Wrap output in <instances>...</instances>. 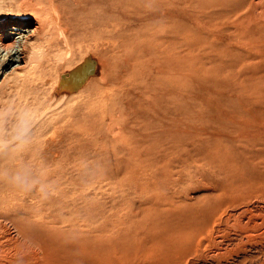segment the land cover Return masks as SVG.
I'll return each mask as SVG.
<instances>
[{"label":"rangeland","instance_id":"rangeland-1","mask_svg":"<svg viewBox=\"0 0 264 264\" xmlns=\"http://www.w3.org/2000/svg\"><path fill=\"white\" fill-rule=\"evenodd\" d=\"M32 1V2H31ZM48 1L49 0H0V22H2L3 20H5L6 19V17H14V16H17V15H20V14H22L24 11H25V9L23 8V6L25 5V4H32L33 5V7H35V8H37V7H39V8H45V6H46V9H47V3H48ZM51 1H53V2H58V0H51ZM65 1H67L68 2V6H67V8H65L64 9V11H63V13H64V15H66V13L67 12H69L70 10H75V9H77V8H80L81 6H83V5H85V4H87V2H88V0H65ZM72 1H73V3H72ZM82 3H81V2ZM121 1H123V4L121 3ZM128 1V2H127ZM141 1H143V3L140 2ZM132 0V2H131V0H108V2L111 4V6L112 7H114V8H112V10H110V17H111V21L109 22L110 23V28H111V25H112V28L110 29L109 28V30L107 29V31H105V30H103V32H99V33H101V35L99 34V33H95L94 35H91V37L93 38V37H95L94 39H92V38H90V35H86V37H88V39L87 38H85L84 36V39H86V40H92V41H86L85 42V40H84V42L86 43V45L88 46H86L82 41V37H79L80 38V40H82V41H80L81 42V44L83 45V46H85L84 48L82 47V48H80L79 49V51L80 52H78L79 54V56L77 55V52H76V54H75V58H73L72 59V61L71 62H76V65L77 66H80V65H82V64H84V62L86 61V60H90L91 62H92V68H91V71H90V73H89V77H91V78H95V79H97V80H99V74H96V73H99V71H101V68L99 69V67L100 66H103V62L105 61V62H107V61H113L114 60V58L116 59V61L114 60V62L112 63V62H109L110 64L112 63V68H114L113 70L115 71L116 70V72H114V74H113V71H112V69L110 68V66H109V70L106 72L105 70H107V63H105V64H107L106 65V67H104V71L107 73H104V71H103V75H104V78H105V80H106V78H107V80L110 78V77H112V79H113V81L116 83V84H113L114 82H112V81H110V80H112V79H109L108 81L109 82H111L112 84H111V86L113 87V85H114V87H113V92L115 91V92H118V94L117 93H110V95H108V94H106L107 92H109V91H111V89H112V87H110V85L109 86H107L108 88L110 87V89H108V88H106V90H108V91H106V92H104L105 93V97L106 98H108L109 97V100L108 99H106L105 97H104V93L103 94H101L102 96H100V98H97V101H95V102H97V103H95V105H94V103L91 105L92 107H90V108H87L86 106H88L89 107V105H82L81 104V102L80 103H78L77 101H75V102H77L78 104H79V106L77 105V103H76V105H74V102H70V101H67V100H69L68 99V97L71 95V94H73L74 92L73 91H71V90H69L67 93H66V90L64 91H60L57 95H56V99L57 100H55L54 99V101H57V102H55V104H54V106L53 107H55V108H57V109H55V108H52V107H50V111H48L49 109H45V108H42V107H33V106H31V108H30V106L29 107H27V106H23V107H21L22 109L21 110H19L20 108H18V107H20V106H18V105H21V104H23L24 105V103H27V101H29L30 99H29V97L31 98V95L34 93V90H33V88H32V86L34 85L33 83H34V81L37 83V81H36V79L34 78H31V80H29V82L28 81H26V82H28V84L27 85H30L31 86V84H33L31 87L30 86H25V89H24V86L22 85V84H18L17 85V83L15 84L16 86L14 87V89L16 88L17 89V87H18V89H20L19 87L21 86V89L20 90H18V92L20 91V93L22 92V93H24L25 95H26V92H27V96H25V98L24 97H20V101H19V99L18 100H16V98H19V97H17V96H20L19 94L20 93H17V90L15 89V92L17 93V96L14 98L15 100H14V102L15 101H17V103L15 104L14 102H11V104L9 105L10 107H8V104L10 103V101H8L7 103H6V107L5 106H3L4 108H3V121H2V125L4 126L3 127V129H4V131L5 132H3V133H8V132H10V130L12 131V130H14V131H16V134L18 135H16L17 136V141H20L21 143H18V146H20V145H22V147L20 148V147H17V148H20V149H17L16 148V153H17V157H16V160H15V163H16V165H17V163L18 164H21V162H22V165H17V167H15L16 165H14V167H15V170L17 171V175H15V176H18V177H20V178H22L21 180L20 179H18L17 180V178L18 177H14V180H15V184H17V186H18V189H17V192H18V197H17V192H16V194H15V196L17 197H15L14 196V198L15 199H13L14 200V202L12 201V204H10V207H6V209H4V210H2V212H0V226L3 228V230L5 229V232H6V234L2 231V229L0 228V263H6L8 260V263H12V264H14L13 262H16L15 260H19V261H23V260H29L30 262H32L33 260V262L36 264L37 263V261L35 260L36 259V257L37 256H39V250H38V248H35V244L33 243V242H31L34 238H43V236H44V238L45 239H49V240H55L54 238H56V237H51V235H50V237H49V235H48V237H46L47 236V234H52V236H54V235H57V231L59 232V231H61V229H62V231H61V233H64V236H63V238H69V239H71V234H73L74 232H75V237L74 238H76V232H77V237H82L81 236V234L82 235H84L81 239L80 238H78V239H76V240H83L84 242H82V243H88L89 245H91V244H93V245H95V246H97L98 248H102V247H110L109 246V244H105L104 243V241H106V242H108L109 241V243L111 242L112 244H114V243H116V242H118L116 239H118L119 240V238H118V234L119 233H122V236H121V234H119V236H121V238L123 237V235L126 233L127 234V236H129V237H127L128 238V240L129 241H131V242H129V241H127V243L129 242V243H132V244H136V243H134L135 241L138 243L140 240L139 239H141L140 238V235H143L144 236V238H145V240L149 237V236H152V233L151 232H153V235H156V234H154L156 231L155 230H157V231H160L158 228H161L160 227V225H157L156 226V228L157 229H154V227H152L153 229V231H151L150 230V226H151V224H150V222L149 221H154L155 219H157V221L159 222L160 220H159V217L161 216L160 214H163V213H161L160 211H162L163 210V212L164 211H167V210H164V209H167L168 207H169V205L171 206L172 205V209L174 210V209H176V210H174V211H177V210H180L179 208H180V206H179V204H181V203H178V201L180 202V200L181 201H186V199L189 201V200H191V201H189V202H191L188 206L189 207H194V203H196V202H198V204L200 203H204V201H206V199H209V200H207L205 203L207 204L206 206L208 207V205L209 206H212V205H214L215 203H218V201L221 203H219L220 205H219V207L220 208H218V209H214V211L215 212H213L215 215H212L211 214V217H212V219L210 218V223H209V225L211 224V228H210V226H208V228H209V230L207 231V230H205V233H203V232H201L203 235H202V237H201V233L200 234H198L197 235V238L199 239V243H201V242H204V244H206L207 242H208V246H206V245H204L203 244V246L201 245V244H199L198 243V240H194V241H191L189 244V247H192V249H194V248H196V246H198L197 247V249L199 250V248H200V250H199V252L202 250V252H201V255H205L206 253L208 254L209 253V251L210 250H213L214 248H215V245H217V244H220V245H222L223 243V238L225 237V239H227L228 237H232L231 236V234L228 236V232H226V231H224V229H225V225L223 224V216L226 214V212H222L223 210L224 211H226V207L225 206H223V198L224 199H227L226 201H234V197H235V195L237 196L238 194H236V193H234V191H238V190H241L242 188H243V183L244 182H242L240 179V173L238 172V170H234V169H228V163H227V161L228 162H231L230 161V159H232L233 160V156L232 157H230V159L228 160V155H226L227 157H225V154H224V150L225 149H223L222 150V148H225L226 147V145L225 144H229L228 143V141H226L225 139H223V137H221L222 135H224L225 133H226V130H225V132L223 133V130L225 129L224 128V126L222 127V123H223V118H221L220 119V117L218 118V116L217 115H219V114H217V113H219V112H223V109H222V107H221V109H220V107H218L220 110H218L219 112H217V107L216 106H214V105H216V104H218V106H220L219 104H221V106L223 105L221 102H224L225 100H226V96L225 95H227V94H225V93H222L223 91H225V89H224V87L225 86H223V84H224V80H225V78H223L222 79V76L223 77H225V74H223V41L222 40H219V37L217 38V36H215V34L214 33H216V35H218V33H219V35L218 36H222L223 37V34L225 35L224 37H227V36H229L228 34H229V30L227 31L226 30V27H229L228 29H231V31H233V29H235V24H237L239 21V19H236L235 17L237 16V18H239L238 16H239V14H240V17L241 16H243V15H245L246 13H248L249 11H251L250 10V8L251 7H249V10H247L246 9V7H242V8H240L239 7V9L237 8L235 11H233V12H235V13H233L232 12V15H230V16H235V17H233L235 20H236V22L237 23H234V25H233V23L231 22V24L229 25V26H223L224 24H226L228 21H232V19L230 20V19H228V18H224L223 17V7L221 8V6L220 5H222L223 6V2L224 1H221V0H217V1H220L221 2V4H219L220 2H218L217 3V1H216V4H218V6H220L219 8H218V6L215 4V2H214V4L212 3L214 0H185V1H183V0H178L179 2H177V0H174V1H172V0H169L170 2H168V3H171L172 5H168L167 4V8L170 6V10H168V11H171L172 13H173V15H174V17L175 18H173V20H172V23L174 22V28H176L175 30H177V32L174 30V28H173V26H172V23H170L171 22V20H166L165 19V17H164V15H165V13L167 12V10H166V8H164V7H166V1H165V6H162L161 8H164V10H166V11H164L163 9H158V11L159 12H161V14L163 15H161L160 13H158L157 11L156 12H154L155 11V9H157V8H159L161 5H162V3L161 2H164V0H161V2H160V0H158V2L161 4H159V3H157V0H151V3H150V5H152L151 7L149 6V2L148 1H150V0ZM152 1H153V3H152ZM168 1V0H167ZM226 2L225 3H227L228 1L227 0H225ZM79 3V4H77V3ZM84 2V3H83ZM117 4H116V3ZM130 2V3H129ZM145 2L148 4V5H146L145 4ZM174 2H176V3H174ZM183 2H185V4L183 3ZM192 4H191V3ZM210 2V3H209ZM229 2H230V0H229ZM231 2H237L236 0H233V1H231ZM120 3V4H119ZM128 4V6L129 7H127L126 5H124V4ZM135 3H137L136 5H134ZM140 3V5L139 6H141L142 7V5L144 4V5H146V8H145V6L143 5V7H142V9H144L143 11H149V13L147 14V15H143V13H145V12H143V11H141V8H139L137 11H139V13H141V16H139V14L136 12V13H134V14H137V15H133V11H135L134 9V7L136 6V9L138 8V4ZM193 3L195 4V6L193 5ZM207 3H209V4H207ZM212 3V4H211ZM35 4V5H34ZM38 4V5H37ZM42 6H41V5ZM76 4V5H75ZM131 6H130V5ZM177 4H179V5H177ZM197 4V5H196ZM209 5V6H206V5ZM37 5V6H36ZM71 5V6H70ZM81 5V6H80ZM89 4H87V7L89 8V9H91L92 8V6H88ZM120 5H122L121 7L123 8V10H125L126 12H127V14L126 15H128V16H125L124 14H125V12L124 11H122L121 10V7H120ZM158 5H159V7H158ZM212 5V6H211ZM117 6V7H116ZM124 6L126 7V9H124ZM147 6H149V10H148V8H147ZM172 6V7H171ZM197 6V7H196ZM198 6H201V7H198ZM215 6H217V7H215ZM94 7V6H93ZM133 7V8H132ZM157 7V8H156ZM181 7H183V8H181ZM203 7H204V10H202L203 9ZM248 7V6H247ZM97 8H99V9H97ZM94 7V8H92L91 9V12L93 11V14L94 15H96L97 14V16H103L104 14H105V11H104V7ZM129 8L131 9L130 11H131V13H130V11H129ZM150 8L152 9V10H150ZM172 8H174V9H172ZM202 8V9H201ZM132 9H133V11H132ZM173 11H172V10ZM182 9V10H181ZM245 9L247 10V11H245ZM252 9V8H251ZM129 12H128V11ZM217 10H220V11H222V15H220L219 14V17H217V15H218V13H220V11H217ZM66 11V12H65ZM162 11H164V13L162 12ZM215 11H217L216 13H217V15H216V13H214ZM146 12V13H147ZM182 12V14H180ZM184 12V13H183ZM186 12H187V14H186ZM191 12H193L192 14H191ZM203 12V13H202ZM207 12V13H206ZM208 12H210V13H212V18H211V15L210 16H208L210 13H208ZM63 13H61V15L63 16ZM112 13H113V15H112ZM115 13V14H114ZM131 15H130V14ZM155 14L156 13V20H155V17H152V19L150 18V15L151 14ZM198 13H199V15H198ZM236 13H239L238 15L236 14ZM99 14V15H98ZM159 14V15H158ZM195 16H194V15ZM196 14H197V16H198V18H197V16H196ZM204 14H206V15H204ZM236 14V15H235ZM185 15V16H184ZM213 15L215 16V18H213ZM118 16V17H117ZM194 16V17H193ZM203 18H202V17ZM207 16V17H206ZM229 18H230V16H229V14L227 15ZM226 16V17H227ZM124 17V18H123ZM161 17H162V19H163V17H164V19L163 20H161ZM196 17V18H195ZM114 18H117V19H114ZM129 18V19H128ZM134 18V19H133ZM144 18H147V19H145L144 20ZM192 18H194V19H192ZM204 18H206L205 20H204ZM210 18H211V20H210ZM87 19H88V21H90V18H86V21H87ZM125 20V21H123V20ZM158 19H160L161 21H165V23L164 24H168L167 26H168V28L170 27V29H168L167 27L165 28V29H168L169 30V33L168 34H170V33H172L171 35H168L167 34V32L164 30V24H162V22H160L161 23V25L163 26V27H161V29H160V27H159V29L157 28H155V27H158V26H161L160 25V23L158 24V22H157V24H158V26H157V24H156V26H155V23L153 22V21H157ZM181 19V20H180ZM197 19H203V20H198L197 21ZM223 19H225L224 20V22H223ZM233 19V22H235V20ZM83 20H85V19H83ZM83 20H81L80 21V23L83 21ZM138 20V21H137ZM153 20V21H152ZM159 20V21H160ZM196 20V21H195ZM226 20H228V21H226ZM86 21H83L82 23H81V25H87L88 24V22L86 23ZM91 21H92V19H91ZM116 21V22H115ZM123 21V22H122ZM132 21V22H131ZM141 21V22H140ZM144 21H146V22H144ZM167 21V22H166ZM136 22V23H135ZM197 22V23H196ZM199 22H200V24H199ZM112 23V24H111ZM113 23L115 24V25H117V23H119L120 25H117V26H113ZM121 23H123V25L121 24ZM125 23V24H124ZM132 23V24H131ZM177 23H179L180 25H181V27H180V25L179 24H177ZM144 24H147V25H144ZM187 24V25H186ZM199 24V25H198ZM83 25V26H84ZM148 25H150V27H148ZM178 25V26H177ZM194 25H197V26H194ZM201 25H202V28H201ZM215 25H217V26H215ZM125 26H127V27H129L128 29H126L127 27H125ZM131 26V27H130ZM134 26V27H133ZM188 26V27H187ZM219 26V27H218ZM231 26H232V28H233V26H234V28L232 29L231 28ZM237 26H238V24L236 25V28H237ZM120 27V28H119ZM133 27V28H132ZM186 28L187 27V29H185V33H182V32H184V30H181V28ZM225 27V29L223 30V28ZM69 28H71V26L69 27ZM115 28H117V29H115ZM139 30H138V29ZM144 28V29H143ZM162 28H163V30H162ZM192 28V29H191ZM194 28V29H193ZM195 28H196V30H195ZM217 28H220L219 30H217ZM113 29V30H112ZM119 29H121V30H119ZM125 29V30H124ZM130 29V30H129ZM136 31H135V30ZM124 32H123V31ZM131 30H133V31H131ZM170 30H172V31H170ZM174 30V31H173ZM227 31V33H226V31ZM104 31L105 32H108V33H104ZM111 31V32H110ZM117 31V32H116ZM121 31V33H119ZM163 31V32H162ZM189 31V32H188ZM195 31V32H194ZM197 31V32H196ZM202 31H205V33H203ZM223 31L225 32V33H223ZM230 31V32H231ZM160 32V33H159ZM188 32V33H187ZM214 32V33H213ZM104 33V34H103ZM109 33H110V35H109ZM117 33V34H116ZM132 33L134 34V35H132ZM141 33H144L143 34V36L144 35H147V34H150L151 36L150 37H154V38H157L158 40H153V42L151 41V40H148V35H147V39H144V37L141 39V37L139 36V34H141ZM177 33V35H175V37L176 38H178L179 40H177V41H179V42H176V39H174V34H176ZM187 33V35L185 36L184 34H186ZM192 35H191V34ZM194 33H195V36H194ZM126 34V35H125ZM136 34H137V37H135L136 36ZM188 34L189 35H191L192 37H190V36H188ZM199 34V36L198 37H203V38H209V39H207V42H210L209 44L208 43H206V45L207 46H205V45H201V46H203V47H206L205 49L207 50H205L204 48H202L201 46H199L198 44V42H200V40L202 41L203 40V42H204V40L205 39H200V38H198V39H200V40H198L197 39V41L196 42H194L196 39L195 38H197V35ZM201 34V35H200ZM204 34V35H203ZM109 35V41L107 40V42L105 41L106 39H108L107 38V36ZM117 35V36H116ZM126 38L125 40H123V36ZM128 35V36H127ZM130 35V36H129ZM142 35V34H141ZM166 35V36H165ZM172 35H173V37H172ZM181 35H183L184 36V39H183V37L181 36ZM205 35H206V37H205ZM99 36H101V37H99ZM104 36V38H102ZM112 36H114V37H111ZM139 36V37H138ZM164 38H166V42H167V40H168V42L166 43L163 39L161 40L160 38H162V37ZM168 36V37H167ZM169 36H171L170 38H169ZM179 36H180V38H179ZM187 36H188V39H192V41L190 40V42H193V43H191L190 45H192V44H194V47L192 48L191 46V49L194 51H192L191 50V52H189V51H186V52H184L185 51V49L186 50H188V47H184L183 45H187V43L189 44L190 42H189V40L187 39ZM209 36H212V37H209ZM215 36V37H214ZM115 37H117V38H115ZM118 37H122V38H118ZM129 37V38H128ZM133 38L132 40L130 39V38ZM135 37V38H134ZM160 37V38H159ZM190 37V38H189ZM90 38V39H89ZM106 38V39H105ZM115 38V39H114ZM138 38V39H137ZM164 38V39H165ZM210 38H215V39H213V42H214V45L211 43L212 42V40H210ZM96 39H97V41H98V43H96L97 41H96ZM100 40V42H99V40ZM113 39V40H112ZM117 39V40H116ZM128 39V40H127ZM141 41H143L142 42V44H141V46H149V45H147L148 44V42H150V46L152 47H156V46H158L159 44H161V45H159L158 47H160L159 49L161 50V48H162V50H161V52H163V53H161V57L162 58H166L168 55H173V56H175V53H176V56H177V54H179L177 57H176V63H177V67H176V69H175V71H174V73H169V72H163L164 70H159V69H157V68H155V67H153L152 65V67H149V69H147L148 67H147V65L148 64H146L145 62H143L142 61V59H137V57H133L132 58V55H136V52H137V47L138 46H135L136 44L138 45V41H139V46H140V40ZM159 39L161 40L160 42H159ZM174 39V41H172L171 42V40H173ZM182 39V40H181ZM187 39V40H186ZM221 39H223V38H221ZM113 41L114 42V40H115V42L113 43V42H111V41ZM120 40V41H119ZM123 40V41H122ZM128 42H127V41ZM146 42H145V41ZM184 40H185V44L184 43H182V41L184 42ZM95 41V42H94ZM103 41H105L104 43H102ZM124 41H126V42H124ZM132 41V42H131ZM137 41V42H136ZM170 41V42H169ZM187 41V42H186ZM206 41V40H205ZM222 41V42H221ZM88 42H90V43H88ZM134 42V44H135V42H136V44L134 45V44H132ZM179 43L178 45L176 44V43ZM203 42H200V44H202ZM215 42H216V44L218 45V47L216 46V44H215ZM94 43H96L95 45H93ZM102 45H101V44ZM111 43H113V44H111ZM118 43V44H117ZM121 43V44H120ZM130 43V44H129ZM143 43H145V44H143ZM157 43H158V45H157ZM166 43V44H165ZM171 43V45H169ZM195 43H197V44H195ZM205 43V42H204ZM203 43V44H204ZM222 45H221V44ZM93 45V47L91 46V48H92V51H94V53H92V51H90L91 50V48H90V50H89V46L90 45ZM98 44V45H97ZM100 44V45H99ZM110 44V45H109ZM115 44V45H114ZM117 44V45H116ZM123 44V46L121 47V45ZM126 46H125V45ZM155 44H156V46H155ZM181 44H183L182 46H183V48H181L182 46H181ZM97 45V46H96ZM111 45H114L115 46V48L117 49V48H119V49H115V51H113L114 49L112 48V46ZM118 45H120V47L118 46ZM174 45V46H173ZM197 45V46H196ZM216 46L217 48H218V50L217 49H215L214 50V47L213 46ZM162 46V47H161ZM169 46V47H168ZM173 46V47H172ZM187 46H189V45H187ZM210 46V47H209ZM88 48V50H87V48ZM101 47H111L110 49H111V51H110V49L108 50V49H103V48H101ZM124 47H127V50H126V48H125V50L123 49ZM136 47V48H135ZM170 48L169 50H166V49H168V48ZM177 47H180V49L182 50V49H184V50H182L183 52H181L180 51V49L179 48H177ZM200 47H201V49H200ZM212 47V48H211ZM215 47V48H216ZM222 49H220V48ZM86 48V49H85ZM97 48H98V50H97ZM176 48V49H175ZM197 48V49H196ZM93 49H95V50H97V52L95 51V50H93ZM121 49V50H120ZM122 49L124 50V52H121L122 51ZM158 49V50H159ZM172 49V50H171ZM190 49V48H189ZM194 49H196V50H194ZM104 50H106V51H103ZM118 50H120V51H118ZM159 50V51H160ZM175 50V52H173ZM177 50V51H176ZM178 50H179V52H178ZM197 50H198V52H197ZM200 50V51H199ZM202 50H204L206 53L208 52V53H210V54H202ZM109 51V52H108ZM130 51V52H129ZM165 51H167L166 52V54H165ZM209 51H213V53H211V52H209ZM214 51H216V52H214ZM222 51V52H221ZM85 54V53H87V56H86V54L85 55H82V56H80V54H83V53ZM96 52V53H95ZM101 54H100V53ZM106 52V53H105ZM123 53V55L125 56L126 54H127V57L126 58H129V59H125V60H128V61H126V62H129V60H130V62H131V59H133L132 61L133 62H131V63H126L125 61H123V60H121V59H124V56L123 55H121V54H119V53ZM126 52V53H125ZM218 52H219V54H218ZM221 52V53H220ZM109 53V54H108ZM112 53V54H111ZM125 53V54H124ZM131 53V54H130ZM185 53H187V54H185ZM189 53H190V56H191V58L193 59H189V58H187V56H189ZM191 53H194V54H196L195 56H196V60H195V57H194V55L193 54H191ZM97 54H99L100 55V57L99 56H95V55H97ZM102 54H104V55H102ZM107 54V55H106ZM130 54V55H129ZM183 54H185L184 56H183ZM109 55V56H108ZM113 55V56H112ZM187 55V56H186ZM197 55H199V57L197 56ZM206 56V57H201V56ZM209 55V56H208ZM89 56V57H88ZM117 56V57H116ZM164 56V57H163ZM166 56V57H165ZM211 56V57H210ZM97 57V59L95 60V58ZM105 57H107V58H105ZM109 57V58H108ZM114 57V58H113ZM197 57L199 58V59H197ZM214 57V58H213ZM82 60H81V59ZM94 58V59H93ZM99 58H102V60H104V59H107V60H104L103 62H101L102 60L100 59V61H99ZM111 58H113V59H111ZM179 58V59H178ZM208 58V60H206ZM119 59V60H118ZM210 59V60H209ZM220 60L219 62H222L221 64L217 61V60ZM81 60V61H80ZM98 60V61H97ZM138 60V61H137ZM178 60H180V61H178ZM198 60H200L199 62H198ZM203 61V63H202V61ZM205 60H206V62H205ZM214 60V61H213ZM83 61V62H82ZM134 61H136V62H134ZM182 61L183 62H188V64L185 62V63H182ZM196 61L198 62V63H196ZM65 63L64 65H63V70L65 71V72H68V73H70L71 71H73L74 70V68H75V66H73V65H75V63ZM97 62V63H96ZM98 62H101L100 64H102V65H100ZM115 62H116V64H115ZM118 62H119V67L121 68V66H122V62H125L126 64H127V67L129 68L131 65L135 68H133L132 66H131V68H129L130 69V71H131V69H133L134 71H135V73H134V71H131V72H133L134 74H135V76H133V78H132V75H134L133 73H131L129 70H126V68H125V65H123L124 66V70H122V71H119V72H121L120 74H121V76L123 77V78H121L120 77V74L119 75H117V70L118 69H116V68H119V67H117L118 66ZM144 63V66H145V68H144V66H143V63ZM200 62L202 63V64H200ZM210 62H212V64L213 63H216V62H218L219 64H213L214 65V67L212 66V68H214V69H212L211 68V66H210V64H208V63H210ZM251 62V63H250ZM250 62H248L247 61V63L246 64H249V65H251L252 66V61H250ZM5 63H6V60H5V58L3 57V56H0V72H2L3 70H4V68H5ZM125 63H123V64H125ZM133 63V64H132ZM193 63V64H192ZM196 63V64H195ZM206 64V66H208L209 67V69L211 70L212 69V71L210 72V70H209V72L210 73H214V75H212V74H210L209 72H208V69L206 70V68H204V67H202V66H204L205 64ZM244 63V64H245ZM72 64V65H71ZM129 64H130V66H129ZM134 64H137V66L139 67H137L136 65H134ZM139 64V65H138ZM183 64H185V65H183ZM194 64H195V66H197L196 67V69H195V66H194ZM208 64V65H207ZM241 65L240 66V68L238 67L237 69H235V72L236 73H239V74H245V73H248V70H249V68H250V66H249V68H245V70H244V68L243 67H246L247 65ZM100 65V66H99ZM113 65H116V68H115V66H113ZM200 65V66H199ZM254 65V64H253ZM71 66V67H70ZM73 66V67H72ZM76 66V67H77ZM143 67V68H141V67ZM149 66V65H148ZM190 67V69L191 70H189L190 71V74H191V72L194 70L195 71V77L197 78V80H196V78L194 79V77H190L191 75L190 74H188L189 72H188V70H186V68L187 67ZM243 66V67H242ZM65 67H67V68H65ZM179 67V68H178ZM185 67V68H184ZM189 67L187 68V69H189ZM198 67L200 68V69H202L203 71H199V73H201L202 72V74L200 75V76H202V78L199 76V74H197L196 72H198ZM217 67H220V68H217ZM253 67V66H252ZM251 67V68H252ZM255 67V66H254ZM123 68V67H122ZM121 68V69H122ZM127 68V69H128ZM140 68H141V71L143 72H141L142 73V75H141V77H140V75L138 74V73H140L139 71H138V69L140 70ZM151 68V69H150ZM192 68H193V70H192ZM222 68V69H221ZM242 68H243V70L244 71H242ZM250 68V70H249V72H251V71H253L252 69ZM120 69V70H121ZM142 69H144V70H142ZM184 69V70H183ZM248 69V70H247ZM254 69V68H253ZM157 70V71H156ZM179 70V71H178ZM214 70V71H213ZM217 70V71H216ZM70 71V72H69ZM97 71V72H96ZM110 71V72H109ZM124 71V72H123ZM136 71H138V72H136ZM150 71H151V74H152V71H153V73H154V71H155V73H156V76H155V74H153V75H150L149 73H150ZM160 71V73H158ZM184 73H183V72ZM193 71V72H194ZM111 72H112V74H111ZM123 72V73H122ZM128 72V73H127ZM178 72H180L179 74H178ZM192 72V73H193ZM204 72V73H203ZM234 72V73H235ZM243 72V73H242ZM116 73V74H115ZM131 75H130V74ZM147 73V74H146ZM161 73H163V74H161ZM129 74V75H128ZM138 74V77L136 76ZM158 74H160L162 77H158L157 75ZM171 74V75H170ZM172 74H174V75H172ZM186 74V76L184 77V75ZM197 74V75H196ZM218 74H220V75H218ZM221 74H222V76H221ZM93 75H95V76H93ZM107 75L109 76V77H107ZM115 75V76H114ZM127 75V76H126ZM148 75H150V77L148 76ZM164 75L165 76H167V77H164ZM178 75V76H177ZM190 75V76H189ZM194 75V73L192 74V76ZM216 75V76H215ZM152 76V77H151ZM190 78H189V77ZM198 76H199V78H198ZM204 76H206L205 78H207V79H204ZM208 76L209 77H212L213 79H214V82H212L211 83V81H213V79H209L208 78ZM221 76V77H220ZM114 77V78H113ZM117 77H119V78H117ZM129 77H130V79H129ZM137 79H136V78ZM145 78L144 80H142V78ZM157 77V78H156ZM177 79H176V78ZM220 77V78H219ZM125 78V79H124ZM132 78V79H131ZM135 78V79H134ZM147 78H149V79H151L150 81L147 79ZM152 78H153V81H152ZM166 78V79H165ZM184 78L185 79H187V80H184ZM191 78L192 79H194L193 81L191 80ZM201 78V79H200ZM217 78H219V79H217ZM117 79V81H115ZM119 79V80H118ZM129 79V81H130V83H129V85L131 86V88H129V87H127L128 86V82L129 81H127ZM133 79H134V82H133ZM141 79V81H140V83H142L141 85L139 84V80ZM169 79V80H168ZM204 79V81H206V80H208V81H206V82H203L202 80ZM32 80H34V81H32ZM124 81V83L126 84V87L129 89V90H127V88H123V86L122 85H124V83H122L123 81ZM135 80H136V82H135ZM147 80H148V82H147ZM161 80V81H160ZM181 80V81H180ZM201 82V84L202 85H204L203 87H202V85H200V82ZM223 80V81H222ZM30 81H32V83L30 84ZM104 81V79H102V81H101V83ZM120 81V82H119ZM143 81V82H142ZM156 81V82H155ZM167 81V82H166ZM178 81V82H177ZM188 81V82H187ZM196 81H198V82H196ZM218 81H220L219 82V84H221V86L219 85V88H217L218 87ZM138 82V83H137ZM155 82V83H154ZM169 82V83H168ZM191 82H192V84H191ZM195 82V83H194ZM217 82V83H216ZM19 83H22V82H19ZM117 83H120V84H117ZM144 83V84H143ZM145 83L147 84V87L145 86ZM153 83V86L152 85H150V84H152ZM163 83V84H162ZM165 83H166V85H165ZM179 83H181V84H179ZM197 83H198V85H197ZM203 83H205V84H203ZM134 86L135 84H136V86H134V87H136V88H134L132 85ZM139 84V85H138ZM148 84H149V86H148ZM157 84H158V86H157ZM175 84V85H174ZM193 84L197 87H199V89L197 90V88H195V86H194V89L196 90V92L197 91H199V90H201L202 88H208L207 89V92H205L204 91V93H203V91H199V92H195V90L194 89H192L193 88ZM213 87V88H211L210 87V85ZM214 84H215V86H214ZM20 85V86H19ZM116 85V86H115ZM189 87H188V86ZM207 85V86H206ZM209 85V86H208ZM117 86H120V87H122V88H120V87H117ZM141 86V87H140ZM143 86V87H142ZM146 87V90H145V87ZM156 86V87H155ZM178 88H176V87ZM201 86V87H200ZM217 86V87H216ZM31 89H30V88ZM102 87V86H101ZM125 87V86H124ZM154 88L155 89V92H154V90L153 89H151V88ZM161 88V90H159L160 88ZM166 87V88H165ZM183 87H185V90H184V88ZM23 88V89H22ZM117 88H119V89H125V90H127L128 92H129V94L131 93V95L130 96H132V97H129V98H134V99H132V101L134 100V102H132L131 101V103H130V101H128V100H131V99H129V98H127V96H129V94H127L126 95V91L124 90V92H126L125 94H123L120 90V92L117 90ZM136 90V91H138V89L140 88V90H139V92H136L134 89ZM143 88V89H142ZM150 88V89H149ZM174 88H175V90H176V92H175V90H174ZM183 89V92H182V90L181 89ZM211 88V90L213 89L214 90V92L218 95H216L217 97H219L218 99H217V97L215 96V93H213V91L211 92H209L208 90ZM215 88H217V89H220V90H222L221 92H220V90H215ZM222 88V89H221ZM26 89H30V91H28V90H26ZM131 89H133L132 91H130ZM158 91H157V90ZM170 89V90H169ZM189 89H190V91H189ZM204 89V90H205ZM24 90V91H23ZM26 90V91H25ZM144 90V92L142 93V91ZM152 92H151V91ZM173 90V91H172ZM203 90V89H202ZM101 91H103V88H100V92ZM146 91V92H145ZM156 91L158 92V94L156 93ZM159 91H160V94H159ZM164 91V92H163ZM189 91V92H188ZM193 93H192V92ZM112 92V91H111ZM133 92V93H132ZM136 92V93H135ZM150 92V93H149ZM168 92V93H167ZM178 92V93H177ZM186 92V93H185ZM188 92V93H187ZM220 92V96H219V93ZM226 92V91H225ZM16 93H14V95H16ZM21 93V94H22ZM70 93V94H69ZM102 93V92H101ZM119 93H121V94H119ZM137 93H142V94H140V98L139 97H135L136 95L138 96V94ZM148 93V94H147ZM152 93V94H151ZM173 93V94H172ZM195 93V94H194ZM206 93H208V95L206 94ZM212 93H213V95H212ZM59 94H61V95H59ZM65 94V95H64ZM115 94H116V96L117 95H119V99H117L118 98V96H117V98L116 97H114L115 96ZM124 96H123V95ZM134 96H133V95ZM144 94V95H143ZM151 94V95H150ZM156 94V95H155ZM169 94H170V96H169ZM182 94V95H181ZM185 94V95H184ZM189 94H191V95H189ZM199 94V95H198ZM204 94V95H203ZM207 96H206V95ZM224 94V95H223ZM64 95V96H63ZM112 95V96H111ZM114 95V96H113ZM121 95V96H120ZM147 95V97H149V98H146L145 96ZM154 95V96H153ZM160 95V96H159ZM163 96V98H162V96ZM179 95V96H178ZM213 96L212 98H211V96ZM22 96V95H21ZM66 96H67V99H66ZM157 96V97H156ZM172 96V97H171ZM185 96H187L186 98H184ZM222 96H224V98L222 97ZM103 98V100H102V98ZM112 97V98H111ZM121 97V98H120ZM122 97H124V101H123V99H122ZM189 97H190V99H189ZM192 97H193V99H192ZM197 97V98H196ZM216 97V99H213V98H215ZM220 97H222V99L220 98ZM66 100H65V99ZM135 98L137 99V100H139V102L137 101V100H135ZM145 98L147 99L146 101H145ZM180 98V99H179ZM203 98V99H202ZM62 99H64V100H62ZM104 99H105V101H104ZM114 99V100H113ZM121 99V100H120ZM125 99H128V100H125ZM151 99H152V101H151ZM159 99V100H158ZM165 99V100H164ZM183 99V100H182ZM200 99H202V100H204V101H200ZM205 99H207V100H205ZM209 99H210V101H209ZM221 99V102H218L219 100ZM98 100L99 101H101L104 105H102V103L101 102H99L98 103ZM108 100V102L110 103V104H108V102H107V104L105 103L106 101ZM112 100V101H111ZM190 102H189V101ZM215 100V101H214ZM63 101V102H62ZM135 101L138 103L137 105H138V107H137V105H136V103H135ZM143 101V102H142ZM145 101V102H144ZM162 103H161V102ZM167 101H169L168 103H169V105L167 106V104H166V102ZM179 101V102H178ZM188 101V102H187ZM213 103H212V102ZM20 102V103H19ZM59 102H60V105H58L59 104ZM66 102V103H65ZM126 103V105H124L123 106V104L124 103ZM127 102H129L130 103V106L127 104ZM142 102V103H141ZM152 102V103H151ZM157 102V103H156ZM211 102V103H210ZM215 102H216V104H215ZM12 103H13V105H14V107L13 106H11L12 105ZM19 103V104H18ZM54 103V102H53ZM61 103L63 104L62 106H61ZM71 103H73V104H71ZM116 103H117V105H116ZM119 103V104H118ZM173 103H174V105H173ZM182 103V104H181ZM200 103V104H199ZM18 104V105H17ZM67 104V105H66ZM80 104H81V107H80ZM99 105V106H97V105ZM122 104V109H121V107H120V105ZM133 104V105H132ZM135 104V105H134ZM140 104V105H139ZM146 104V105H145ZM150 104H151V108H152V110H154V111H152L151 109H147V108H150ZM161 104V105H160ZM172 104V105H171ZM177 104V105H176ZM179 104V105H178ZM192 105V108L190 107L191 105ZM194 104H196V105H194ZM206 104V105H205ZM210 104H213L212 106L213 107H211V105ZM101 105V106H100ZM110 105H115V106H113L114 108H112V107H110ZM131 105L134 107H132L131 108ZM142 105V106H141ZM143 105H145V106H143ZM16 106V107H15ZM18 106V107H17ZM22 106V105H21ZM57 106V107H56ZM65 106H67L66 108H65ZM68 106H70V111H69V109H67L68 108ZM76 106V107H75ZM98 108H96V107ZM102 106H104V107H106V109H104V107L102 108ZM125 106H129V108H128V110H130V112H132V114H127V113H129V111L127 110V111H124L125 110ZM136 106V107H135ZM141 106V107H140ZM152 106H154V107H152ZM177 106V107H176ZM8 107V108H7ZM25 107V108H24ZM64 109H62V108ZM71 107L73 108V107H75V109L73 108L72 110H75V111H73L74 113H73V115L71 114ZM84 107H86V108H84ZM95 108V110L97 111V113L95 112V110H93L94 108ZM118 107H120V109L118 108ZM124 107V108H123ZM127 107H126V109H127ZM161 107V108H160ZM166 107V108H165ZM175 107V108H174ZM181 107V108H180ZM209 107H211L212 109H209ZM215 107V108H214ZM12 108V110H10ZM13 108H14V111H15V108H16V110H17V108H18V111L19 112H16V113H20V111L22 112L23 111V113L25 114L27 111H25L26 110V108L28 109V112H27V114H29V112H30V116H31V113H32V117H30L29 115H27L26 116V114L25 115H23L22 114V116H21V113L20 114H15V112L13 113ZM30 108V109H29ZM61 109L60 110V112L58 111L59 109ZM101 108V110H99ZM112 108V109H111ZM203 108V109H202ZM7 109V110H6ZM34 109V110H33ZM36 109V110H35ZM52 109V110H51ZM57 111H55V110ZM83 109L85 110L84 112L86 113V114H88V116H85L86 114H84V116L86 117V119H85V117L83 116ZM86 109H90V111H88V110H86ZM107 109L109 110V111H107ZM111 109V110H110ZM135 109V110H134ZM136 109H138V110H140V111H138V110H136ZM148 110V113H147V110ZM160 109V110H159ZM173 109V110H172ZM177 109V110H176ZM179 109V110H178ZM182 111H181V110ZM201 109V110H200ZM33 110V111H32ZM53 110H54V112L55 113H53ZM81 110V111H80ZM102 110H105V111H102ZM122 110V111H121ZM132 110V111H131ZM163 110H164V114H163ZM166 110V111H165ZM168 110H169V113H166V112H168ZM188 111V112H186V111ZM198 110V112H196ZM208 110V111H207ZM210 110H212L211 111V114L212 113H214V114H212V115H210ZM216 110V111H215ZM222 110V111H221ZM9 111L10 112V114L12 113L14 116H12V114L10 115V114H8L7 112ZM12 111V112H11ZM38 111V112H37ZM39 111H40V113H39ZM46 111V112H45ZM64 111H65V113H64ZM69 111V112H68ZM91 111H93V112H95V113H92ZM102 111V112H101ZM124 111V112H123ZM133 111L134 112H136V113H133ZM137 111H138V113H137ZM143 111H146V112H143ZM174 111V112H173ZM178 111V112H177ZM184 111V112H183ZM207 111V112H206ZM35 112V113H34ZM69 113L70 115H72L73 116V118H74V120H73V118H71L70 116H68L69 114H67V113ZM78 112V114H77V117L79 118V121L77 120L78 118L75 116L76 114L75 113H77ZM89 112H90V114L91 115H89ZM122 112V113H121ZM126 112V113H125ZM142 112V113H141ZM154 113V114H156V115H154L153 113L152 114H150V113ZM6 113V114H5ZM33 113H34V115H33ZM42 113V114H41ZM63 114V115H59V114ZM81 114V116L84 118V121H82V119L83 118H81V120H80V114ZM125 113V114H124ZM139 113H140V115H139ZM161 113V114H160ZM180 113V114H179ZM199 113V114H198ZM49 115V117H50V119H49V117H45L44 115ZM55 114V115H54ZM95 114V115H94ZM144 116V117H142V115ZM173 114H174V116H173ZM204 114V115H203ZM206 114V115H205ZM216 114V115H215ZM18 117H17V116ZM37 115H38V117H40V118H38L37 117ZM42 115V116H41ZM68 116L67 118L65 117V116ZM94 115V116H93ZM132 117H131V116ZM147 115V116H146ZM158 115H160V116H158ZM164 115V116H163ZM185 115H189V116H185ZM197 115V116H196ZM201 115V116H200ZM220 115H223L224 116V112L223 113H221ZM12 116V117H11ZM16 116V117H15ZM21 116V117H20ZM35 116H36V120H35ZM61 116H63V117H65L67 120H65L63 117H61ZM90 116V117H89ZM130 116V117H129ZM159 117V118H155V117ZM161 116H162V118H161ZM169 116V117H168ZM176 116H178V117H176ZM180 116H181V118H180ZM183 116H185L186 117V119H185V117H183ZM191 116H192V118H191ZM210 116H212V117H210ZM216 116V117H215ZM222 116V117H223ZM9 117H10V119H9ZM61 117V118H60ZM88 117H89V120L91 119L92 120V123L90 124V121L89 120H87L88 119ZM136 117V118H135ZM150 117H151V119H150ZM152 117H153V119H152ZM165 117V118H164ZM173 117V118H172ZM176 117V118H175ZM194 117V118H193ZM196 117V118H195ZM198 117V118H197ZM210 117V118H209ZM14 118V119H13ZM19 118V119H18ZM27 118H29V120L27 119ZM30 118H32L31 120H32V122H31V120H30ZM62 118H63V121H62ZM77 118V119H76ZM94 118V119H93ZM96 118V119H95ZM143 118V119H142ZM167 118H168V120H167ZM191 118V119H190ZM206 118V119H205ZM215 118V119H214ZM218 118V119H217ZM7 119V120H6ZM56 119V120H55ZM57 119H61V120H58L57 121ZM72 119V120H71ZM139 119V120H138ZM141 119V120H140ZM146 119V121H144ZM155 119V120H154ZM159 121H158V120ZM165 121H164V120ZM175 119V120H174ZM178 119V120H177ZM179 119H180V121H179ZM182 119V120H181ZM194 119V120H193ZM199 119V120H198ZM210 119V120H209ZM220 119V120H219ZM34 120H35V122H34ZM68 120H71V121H68ZM96 122V127H95V122ZM157 120V121H156ZM169 120H170V122H169ZM174 121V124H171L173 121ZM222 120V121H221ZM52 121H53V124H55L56 122H57V126L59 125V129L56 127L55 128V125H54V127H53V125H51L52 124ZM61 122V123H59L58 124V122ZM64 121H66V122H64ZM87 121H89V123L87 122ZM142 121V122H141ZM149 121H151V124H152V126H151V124H150V122ZM178 121V122H177ZM185 122L184 124V126L185 127H183L182 125H183V123L182 122ZM208 121H211V122H208ZM218 121H219V124H218ZM67 122H69L70 124L72 123V124H76L75 122H77L78 123V125L80 126L81 124H86V125H84L83 124V126H81V127H83V128H81L80 127V129L81 130H84L85 129V131L88 129V131H90V132H84V131H82L81 132V130L80 129H77V127H79V126H77V124L76 125H74L73 126V128H72V126L69 124V126H68V123ZM141 122V123H140ZM144 122V123H143ZM148 122V123H147ZM155 122V123H154ZM157 122H158V124H157ZM159 122H161V123H159ZM168 122H169V125H168ZM196 124V126H194L195 124ZM217 122V123H216ZM31 123V124H30ZM49 123H50V126H52V127H50L49 126ZM63 123H65L64 125H67V126H65V127H70L69 129H68V131H67V128H65L64 127V125H63ZM67 123V124H66ZM89 125H88V124ZM177 123H179V124H177L178 125V130H177V128L176 129H174L175 127H177L176 126V124ZM182 123V124H181ZM187 123H188V126H187ZM200 123V124H199ZM204 124V125H202V124ZM210 124V126L212 125V127H210L209 126V124ZM221 123V124H220ZM28 124V125H27ZM62 125V127H61V125ZM144 124H147L146 125V128H144L145 127V125ZM162 124V125H161ZM166 125V127H164V125ZM181 124V125H180ZM22 125V126H21ZM31 127H30V126ZM90 125L91 126H93V130H92V127L90 128ZM155 125H157V126H155ZM170 125H172V126H175V127H171ZM190 125H192V126H190ZM219 125H221V126H219ZM13 126H14V128L15 127H17V128H19V129H17L16 128V130L15 129H12L13 128ZM21 126V127H20ZM84 126L86 127V128H84ZM140 126V127H139ZM142 126H143V128H142ZM158 126H160V127H162L161 129L162 130H160L159 128L160 127H158ZM181 127V129H180V127ZM186 126H187V129H186ZM200 127V129L202 130H200L199 129V127ZM204 126V127H203ZM12 127V128H11ZM50 129H49V128ZM156 128V133H155V129H151V128ZM165 129H164V128ZM190 127H193V129L192 128H190ZM197 128V129H199V130H197V129H195L194 130V128ZM221 128L222 127V129L223 130H221V129H218V128ZM22 128H24V131H23V129ZM54 128V129H53ZM64 128V130H62ZM95 128V129H94ZM147 128H150L149 130L147 129ZM212 128V129H211ZM215 128V129H214ZM216 128H217V132H221V133H219V136L217 137L216 136V132H214V131H216ZM10 129V130H9ZM22 129V130H21ZM33 129H35L37 132H35L34 133V130ZM49 129V130H48ZM138 129H141V130H138ZM161 132H159L158 130ZM169 129H172L171 131H169ZM185 129H186V131H185ZM188 129H190V130H192L190 133H192V135H190V133L188 132V133H186L187 135H184L185 134V132H187L188 131ZM7 130V131H6ZM18 130V131H17ZM21 130V131H20ZM57 132H56V131ZM65 130H66V132H65ZM71 130V131H70ZM79 130H80V132H79ZM91 130H92V132H91ZM144 130V131H143ZM146 130V131H145ZM152 131L151 133L149 132V131ZM177 130V131H176ZM184 130V131H183ZM189 130V131H190ZM205 130H208L209 132H207V131H205ZM210 130H212L211 132H210ZM214 130V131H213ZM33 131V132H32ZM45 131V133H44V135H43V132ZM154 131V132H153ZM162 131H164V132H162ZM182 132V135H181V133L180 132ZM200 132V134L202 133L204 136H200V134H199V132ZM25 133V134H23V133ZM27 132H29V135H28V133ZM48 132H49V135L47 136V134H48ZM55 132V133H54ZM62 132H64V133H62ZM68 132H69V134H68ZM71 132H72V134H71ZM79 132V133H78ZM83 132H84V135H86L84 138H83V136H82V134H83ZM150 133V134H148V133ZM184 132V133H183ZM193 132H195V133H198L199 135H197L196 134V136H198V137H196L195 136V134L193 135ZM207 132V133H206ZM18 133H20V134H18ZM37 133H39V134H37ZM41 133H42V135H41ZM86 133V134H85ZM89 133H91V136H89ZM131 133H134V134H131ZM154 133V134H153ZM159 133H160V135H159ZM174 134V136H172L171 134ZM211 133V135L212 134H215V137H213L214 135H212V137H213V139H212V137H209V136H211V135H209V134ZM223 133V134H222ZM77 134H78V136L80 137V136H82V137H77ZM80 134V135H79ZM145 134H148V137H152V138H149L151 141H153V142H149L150 140H148L147 138V136H143V135H145ZM153 134V136H151ZM156 134H157V136H159L158 138L156 137ZM162 134V135H161ZM164 134V135H163ZM209 135L208 136V138H206L207 136L206 135ZM218 134V133H217ZM87 135L89 136L88 138L89 139H86V137H87ZM94 135V136H93ZM138 137H140L141 136V138L140 139H136L135 140V138H138ZM140 135V136H139ZM155 135V136H154ZM221 135V136H220ZM28 136V137H27ZM42 138H41V137ZM45 136L47 137V138H45ZM59 136V137H58ZM92 136L94 137V139H92ZM144 138H143V137ZM161 136V137H160ZM164 136V137H163ZM189 136V137H188ZM191 136H193V137H191ZM194 136L196 137V138H194ZM20 137H21V140H18V138L20 139ZM25 137H27V138H25ZM29 137H31V138H29ZM33 137H34V139L36 140L37 139V141H35L34 139H33ZM40 137V138H39ZM56 137H58V138H56ZM76 137V138H75ZM147 137V138H146ZM156 137V138H155ZM162 137L164 138L163 139V141L162 140H160L159 138H161L162 139ZM174 137V138H173ZM181 137V138H180ZM188 137V138H187ZM192 139H191V138ZM219 138V139H221L220 140V142H223V140H224V142L223 143H218L219 145H220V147L218 146V144H217V142L219 141V139H217V138ZM221 137V138H220ZM25 138V139H24ZM44 138H45V140H44ZM57 140H56V139ZM67 138V139H66ZM165 138H166V140H165ZM183 138V139H182ZM187 138V140H185ZM31 139H33V140H31ZM40 139H43L42 141L40 140ZM66 139V140H65ZM73 139H75V141H73ZM81 139H83V140H81ZM145 139H147V141L149 142L148 144H147V142H145L146 140ZM154 139L159 143V145H158V143L156 142V141H154ZM173 139L175 140V141H173ZM191 139V140H190ZM197 139V140H196ZM199 139H202V140H200L199 141ZM207 139L209 140V142H207ZM24 140V142L25 143H27L29 140H31V142H29V143H27V144H25L24 142H22ZM80 140H81V142H83V145H82V143L80 142ZM145 140V141H144ZM206 140V141H205ZM210 140H214L215 142H216V145L218 146L217 148L216 147H214V146H212L211 144H215L214 143V141H210ZM217 140V141H216ZM32 141H33V144H32ZM39 141H41L40 143H39ZM56 141H57V143H56ZM68 141V142H67ZM71 141H73L74 143H72ZM82 146V147H80V145H78L77 146V142ZM143 141H144V143H143ZM166 141V142H165ZM195 142L194 143V145H193V143L192 142ZM198 143H197V142ZM204 141V142H203ZM243 142H236L235 144L239 147V145L241 144V148H244V143H246V142H248L249 140H242ZM35 142V143H34ZM167 143V145L165 144V143ZM212 142V143H211ZM227 142V143H226ZM230 142V141H229ZM37 143H39V144H37ZM151 143H153V146H152V144ZM162 143V144H161ZM176 143V144H175ZM185 143V144H184ZM187 143V144H186ZM188 143H190V145L188 144ZM207 143H211V144H207ZM243 143V144H242ZM20 144V145H19ZM42 144H43V146H42ZM150 144V145H149ZM156 144V145H155ZM164 144V145H163ZM168 144H169V146H168ZM175 146H174V145ZM184 144V146H182ZM191 144H192V146H191ZM199 144V145H198ZM202 144V145H201ZM222 144V145H221ZM224 144V145H223ZM24 145V146H23ZM36 145V146H35ZM77 147H76V146ZM178 145H179V147H178ZM188 147H186V146ZM191 146L190 148H189V146ZM205 145H206V148H205ZM209 145V146H208ZM74 147V148H72V147ZM86 147V148H88V149H85L84 147ZM155 146H157V148H160V149H157ZM165 148H163V147ZM167 146H168V148H167ZM201 146H204L203 148L204 149H202V147ZM212 146V147H211ZM221 146H224V147H221ZM25 147V151L23 150V148ZM42 147H44V148H42ZM68 147H70L69 149H67ZM75 147L77 148V151H72V149H75ZM155 147V148H154ZM176 147V148H175ZM178 147V148H177ZM194 147V148H193ZM200 147V148H199ZM209 147H211V149H212V151H211V149L209 150L208 149V151H210V154L208 153V151H207V148H209ZM238 148V149H241V148ZM35 148V149H34ZM72 148V149H71ZM152 148V149H151ZM182 149L181 151L179 150V149ZM214 148H216L215 150L217 151V153H218V151L219 150H222V152H220L219 151V153H220V155H219V153L217 154V159H216V155H214L215 154V152L213 151V149ZM219 148V149H218ZM47 149H48V151H47ZM65 149H67V151H69L70 149V151L69 152H67ZM84 149H85V151H84ZM163 149V150H162ZM168 149V150H167ZM174 149H176V150H174ZM178 149V150H177ZM191 149H193V152H191L190 153V151L189 150H191ZM197 149V150H196ZM202 151H201V150ZM255 150H256V148H254ZM81 150H83V154H82V152H80ZM148 150V151H147ZM153 150V151H152ZM187 150V151H186ZM196 150V151H195ZM203 150H205V151H207V152H204L206 155L208 154V157L203 153ZM27 151V152H26ZM59 151V152H58ZM62 151V152H61ZM78 151H79V156H78ZM156 153H155V152ZM158 151H159V153H158ZM162 151V152H161ZM168 151V152H167ZM175 151H176V153H180L179 155L178 154H176L175 153ZM179 151V152H178ZM192 151V150H191ZM197 151H199V152H197ZM30 152V153H29ZM65 152V153H64ZM201 152V154H198L199 156L198 157H195V156H197V153H200ZM213 152V153H212ZM32 153H33V155H32ZM38 153H39V155H38ZM67 153V154H66ZM72 155H71V154ZM154 153V154H153ZM163 155H162V154ZM183 153V154H182ZM190 153V154H189ZM193 153V154H192ZM35 154V155H34ZM41 154V155H40ZM56 155V157H55V155ZM70 154V155H69ZM77 156L76 158H75V156ZM81 154V155H80ZM147 154V155H146ZM170 154V155H169ZM222 154H223V156H222ZM227 154V153H226ZM62 155V156H61ZM65 155V156H64ZM150 155H151V158H150V160L148 159V162H147V159H146V157H150ZM155 155V156H154ZM157 155V156H156ZM169 155V156H168ZM185 155V156H184ZM211 157H210V156ZM212 155L214 156V157H212ZM21 156H22V158H21ZM31 156H33V159H32V157ZM57 156L60 158V160H56L57 159ZM66 156H69L68 158L66 157ZM146 156V157H145ZM168 156V157H167ZM175 156V157H174ZM179 156V157H178ZM218 156H221V157H219V158H221V160H223V157H224V160L223 161H221V162H219L220 161V159L218 158ZM29 157V158H28ZM35 157V158H34ZM37 157V158H36ZM74 159H73V158ZM165 160V158H166V161H167V163L168 164H171V165H168L167 166V163H166V161H164V160H162V158ZM170 157H172V158H170ZM178 157V158H177ZM182 157V158H181ZM189 157V158H188ZM191 157L194 159H191ZM200 157V158H199ZM202 157H206V159H203V161L201 160L202 159ZM21 158V159H20ZM25 158V159H24ZM154 158H156V159H154ZM160 158H161V160H160ZM181 160H180V159ZM196 158H199V159H196ZM226 158V159H225ZM22 159L24 160V162L26 161V159L28 160V162L29 163H27V162H23L22 161ZM31 159V160H30ZM35 159V160H34ZM42 159V161H40V160ZM66 161H65V160ZM67 159H69V160H67ZM153 159H154V161H153ZM183 159H185V160H183ZM190 161H188V160ZM20 162H19V161ZM33 160V161H32ZM49 160V161H48ZM54 160H56V161H54ZM65 161V162H68L69 161V163H72V162H76L77 163V166H81V169L79 168V167H75V165H76V163L75 164H64L63 163V161ZM70 160L72 161V162H70ZM80 162H78V161ZM144 160V161H143ZM145 160H146V162H145ZM173 160V161H172ZM198 160V161H197ZM205 160H207L208 161V163H209V168L211 167V164L213 165L212 167L214 168V169H209V168H207V161H205ZM217 160H218V162H217ZM36 162V163H33V162ZM58 161H61L60 163L58 162ZM142 162V164H140V162ZM151 161H153L152 163H150ZM164 161V162H163ZM172 161V162H171ZM176 161V162H175ZM182 161H184V162H182ZM186 161V162H185ZM202 161V162H201ZM205 161V162H204ZM39 162H41V164L39 163ZM44 162V163H43ZM50 162V163H49ZM113 162L115 163V164H113ZM139 162V164L136 166V164ZM145 162V163H144ZM155 162H157V163H155ZM215 162V163H214ZM226 162V163H225ZM38 163V164H37ZM66 167L65 169L68 171V172H64V166L62 165V164ZM117 163H119V164H117ZM124 163V164H123ZM146 164L145 166H144V164ZM150 163V165H148V164ZM159 163V164H158ZM160 163L162 164L161 166H159L160 165ZM163 163H164V165H163ZM166 163V164H165ZM179 163H181V165L179 164ZM201 163H206V164H201ZM33 164V165H32ZM59 164H61V166L63 167V169L61 168V166L59 165ZM117 164V168H116V165ZM151 164L153 165V167H154V169H156L155 171L157 172V174H156V172L153 170V169H151V172H150V169H148V168H151L152 166H151ZM155 164V165H154ZM175 164V165H174ZM177 164V165H176ZM30 165H31V167H30ZM52 167H51V166ZM53 165H55L56 166V169L57 168H59V169H61V172L63 173H59L60 171L59 170H56V171H54L55 169V166H53ZM74 167H73V166ZM140 165V166H139ZM202 165V166H201ZM206 165V166H205ZM224 165H227L226 167L224 166ZM19 166H20V168H19ZM58 166H60V167H58ZM144 166V167H143ZM164 166V167H163ZM165 166H167L168 168H167V171L165 170L166 169V167ZM172 166V167H171ZM180 166V167H179ZM69 167V170L67 169ZM74 169H76L77 170V172H78V170L80 169V170H82L83 172H81L80 170V173L78 172H76L75 170H71L70 171V169H72V168ZM119 167V168H118ZM152 167V168H153ZM161 169V167L163 168V169H161V171H160V169ZM169 167H171V168H169ZM217 167V168H216ZM54 170H53V169ZM77 168H79V169H77ZM173 168H175L174 170H173ZM180 168V169H179ZM188 168H190V170H186L185 171V169H188ZM192 168V169H191ZM222 168V169H221ZM20 169H21V171H20ZM22 169L24 170V172L22 171ZM171 171H170V170ZM193 169H198V171L200 172L201 171V173H199L198 174V171L196 172V170H194V174H193ZM224 169V170H223ZM227 169V170H226ZM47 170H51L50 172L49 171H47ZM115 170H116V172H115ZM124 170H125V172H127V174L124 172ZM152 170L154 171V173L152 172ZM166 171V173H165V171ZM169 170V171H168ZM178 170H179V172H178ZM181 170H183V171H181ZM221 170H222V172H221ZM231 171V173H230V171ZM233 170H234V172H233ZM160 171V172H159ZM164 171V172H163ZM172 171H173V173H172ZM177 171V172H176ZM189 171H192V173L191 172H189ZM211 171H214V175L212 174L213 172H211ZM225 171H228V172H225ZM236 171L238 172L237 174H236ZM2 172V171H1ZM48 174L47 175V179L45 178L46 177V174ZM49 172V173H48ZM69 172H71V173H69ZM73 172V173H72ZM150 172V173H149ZM169 172H171L170 174H168ZM185 172V173H184ZM186 172H188V173H186ZM205 172V173H204ZM207 172H209V174H212L211 175V177L209 178V175L208 174H206ZM25 173H27L26 175H25ZM53 174V176L51 175L50 176V174ZM85 173V174H84ZM99 173V174H98ZM117 173V174H116ZM122 173V174H121ZM124 173H125V176H124ZM136 173V174H135ZM139 173V174H138ZM152 173V174H151ZM164 173V174H163ZM179 175H178V174ZM191 173V174H190ZM198 175H197V174ZM2 174H3V172H2ZM20 176H19V175ZM73 174V175H72ZM82 174V175H81ZM115 174V175H114ZM134 175V176H131V175ZM154 174V175H153ZM171 174H173V175H171ZM202 174H203V176H202ZM23 175V176H22ZM25 175V176H24ZM31 177H30V176ZM42 175H45V176H42ZM91 175V176H90ZM118 175V176H117ZM121 175V176H120ZM139 176L140 178H141V180H140V178H136V176ZM141 175V176H140ZM142 175H146L145 177H147L148 175L149 176H151V175H153V176H151V178L148 176V178L149 179H151V180H149L148 178H146V179H144L145 177H142ZM156 175V176H155ZM162 175H164V176H166V177H164L163 178V176ZM167 175H169L168 177H170V176H174L173 178L171 177V179L172 180H170L168 177H167ZM206 175V176H205ZM27 176V177H26ZM85 176V177H84ZM110 176V177H109ZM128 176L131 178V177H135L136 179H134L135 181H133V178H129V179H127L128 178ZM202 176V177H201ZM208 176V177H207ZM213 176V177H212ZM234 176H238L239 177V179H235V178H237V177H235V178H233ZM39 177V179H37ZM53 177H54V179H53ZM77 177H79V179L77 178ZM92 177V178H91ZM113 177V178H112ZM118 177H119V179H118ZM121 177V178H120ZM161 177V178H160ZM175 177H177V178H175ZM178 177H180V178H178ZM186 177V178H185ZM225 177L227 178H229V180L228 181H226L227 179H225ZM28 178L30 179L29 181H28ZM83 178L84 179H87L86 181L85 180H83ZM88 178H90V179H92V180H90V181H92L91 183H90V181H89V179ZM123 178V179H122ZM126 178V179H125ZM142 178H143V180L147 183V184H145V182H143V180H142ZM152 178H154V179H152ZM159 178V179H158ZM186 180H185V179ZM188 178V179H187ZM211 178H213V179H211ZM33 179V180H32ZM48 179H50V180H48ZM69 179H74V181H76V182H78V183H76V182H72V184H71V182L69 181ZM76 179V180H75ZM78 179V180H77ZM176 179H178L177 181H176ZM181 179L183 180L182 182H181ZM194 179H196V180H194ZM209 179V180H208ZM211 179V180H210ZM225 179V180H224ZM20 180V181H19ZM27 180V181H26ZM35 180H37L36 182H38L39 180H41L39 183H37V184H40V186H38L36 183H35ZM52 180L53 181H55V182H52ZM56 180L58 181L57 183H56ZM68 180V181H67ZM132 180V181H131ZM164 180V181H163ZM237 180V181H236ZM21 181H22V183H21ZM32 181V182H31ZM34 181V182H33ZM48 181V182H47ZM60 181H63L62 183L64 184V185H61V183H60ZM65 181H67V182H69L71 185H74V184H76L78 187V189L76 190V189H74V190H76V191H71V192H68V191H70V190H73V187L75 186H68V187H65L66 186V183H65ZM73 181V180H72ZM84 181H85V183H87V184H84ZM118 181V182H117ZM120 181V182H119ZM136 181L138 182V183H136ZM180 181V182H179ZM209 181H212L211 183H213L212 185H210V182ZM223 181H226V186L225 185H223L224 183H223ZM238 181L241 183L242 182V187L240 186L241 184H239L238 183ZM106 182V183H105ZM135 182V183H134ZM228 182H230V186H229V184H228ZM69 183H67V185H69ZM80 183H81V185H82V187L84 188H82L83 189V192H81V185H80ZM132 183H134L133 184V186H131V184ZM140 183H142V184H140ZM153 184L154 186H156L155 188H157V189H155V188H153L154 186H152L151 184ZM182 183H184L183 185H182ZM32 184V185H31ZM34 184H36V185H34ZM50 184V185H49ZM91 184V185H90ZM137 184V185H136ZM143 184H144V186H143ZM156 184V185H155ZM165 184H166V186L168 185H170V186H175V188L172 186V192H170L171 191V187L169 188L170 189V191H169V189L168 188H165ZM220 185V187L221 188H223V189H227L228 190V188H229V190H232V188L234 189H236V188H238V189H236V190H232L231 191V194H235L234 196H232V195H230L229 196V194L230 193H227V192H229V191H224V190H222V191H224V192H226V193H224V194H226L227 196H225L224 195V197H222V198H220V196H222V193L220 192V187L219 186H215V185ZM23 185H25V186H23ZM28 185V186H27ZM52 185V186H51ZM53 185H55V186H53ZM80 185V186H79ZM85 185V186H84ZM106 185V186H105ZM135 185V186H134ZM139 185H140V189H139ZM148 185H151V186H148ZM159 185V186H158ZM228 185V186H227ZM233 185V186H232ZM23 186V187H22ZM35 186H38L39 188H37L38 190H41V191H37V189H36V187ZM60 186H62V187H60ZM90 186H91V188H90ZM92 186L95 188V190H96V193H92V192H95L94 191V189L92 188ZM131 186V187H130ZM138 186V187H137ZM146 186H147V188L149 187L150 188V190L148 191L147 189H146ZM163 186V189H166V191L165 190H162V188H160V187H162ZM204 186H206V187H204ZM217 187L216 189L217 190H215L214 191V189L215 188H212V187ZM25 187V189H23ZM27 187H29V189H27ZM31 187V188H30ZM32 187H34V188H32ZM66 188V189H68L69 187V190L67 191V190H65V189H63V188ZM71 187H72V189H71ZM76 187V186H75ZM145 187V189H143ZM178 187V188H177ZM181 187H184V189H181L180 190V188ZM226 187H228V188H226ZM21 188V190H19ZM97 188V189H96ZM130 188V190L133 192V191H135V192H131L132 193V195H130L129 197H128V195L130 194L129 192H130V190H128ZM134 188H136V189H134ZM141 188H142V190H141ZM148 188V189H149ZM151 188H153L152 190H151ZM176 188L177 189H179L180 191V195H182L181 197H180V195L179 194H176V192L177 191H174V190H176ZM212 188V189H211ZM23 189V190H22ZM31 189H33V192H32V190ZM57 189H59V190H57ZM80 189V190H79ZM85 189H86V191H87V193L85 192ZM89 189V190H88ZM92 189V191H91V193H92V196L91 195H88L89 193L88 192H90V190ZM110 189H112V191L110 190ZM137 189H139V190H141L142 191V193H141V191H139V192H137ZM43 190V191H42ZM46 190L48 191V192H46ZM144 190V191H143ZM155 190V191H154ZM157 190V191H156ZM162 190V192H159V191H161ZM219 190V191H218ZM23 191H25V193H27V191H28V193L27 194H30V195H26L25 193H22ZM30 191V192H29ZM34 191H36V192H34ZM51 191V193H49ZM53 191H55V192H53ZM56 191L58 192V193H56ZM82 194H84V196H85V194H87L88 196H91V198H92V200H91V198H89L87 195H86V199L87 200H89L90 201V203L92 204V206H91V204H88V205H86L85 204V206L86 207H88V209L83 205L84 204V202L85 203H88V202H86L87 200L84 198V196L83 195H81V193ZM150 191H152V192H150ZM165 191V192H164ZM39 192H42V193H39ZM45 192V193H44ZM53 192V193H52ZM73 192H75L77 195H75V193L73 194ZM137 192V193H136ZM147 192H149V193H147ZM156 192V193H155ZM169 192V193H168ZM178 192V193H179ZM233 192V193H232ZM78 193H80V194H78ZM120 193H122V195L120 194ZM127 193V194H126ZM129 193V194H128ZM165 193L167 194V195H165ZM173 193V196L171 197V196H169V195H171ZM239 193V192H238ZM40 194V195H39ZM42 194H44L43 196H42ZM53 194H55V197H57V199L55 198V197H52L51 195H53ZM57 194V195H56ZM64 196H63V195ZM70 194V195H69ZM73 194V195H72ZM98 195V198H99V200L100 201H98V198L96 197L97 195ZM163 194V195H162ZM183 194H185V195H183ZM251 194V193H250ZM253 194H257L256 192H254ZM253 194H251V195H249L248 197H244V199L243 200H245V201H240V200H242L241 199V197H243V196H241V195H239V196H237L235 199H237L238 197L240 198V200H239V198H238V200H236L235 201V203L234 204H236L237 203V205H241V204H247V203H251V202H255L256 200H258V199H260L261 198V196H256L255 195V197H257L256 199L255 198H252V197H254V195ZM35 195V196H34ZM59 195H60V197H59ZM62 195V196H61ZM71 195L73 196V197H76L74 200H73V198H71ZM95 195V196H94ZM99 195H101V196H99ZM103 195H106V196H103ZM162 196V198H163V200L161 199V196ZM174 195H176V196H174ZM177 195L179 196V197H177ZM260 195V194H259ZM24 196H29V197H31V198H29L30 200H31V202H29L30 200L27 198L26 200L25 199H23L24 198ZM85 199H79V197L80 198H82V197ZM94 196V197H93ZM108 196V197H107ZM111 196V197H110ZM114 196V197H113ZM121 196H123V197H121ZM164 196V197H163ZM166 196H168V197H170V199L169 200H167V202L169 201V202H171V203H169L168 202V205H167V202H165V200L166 199H168V197L166 198ZM185 197V199H184V197ZM190 196V197H189ZM231 196H232V200L230 199L231 198ZM263 196V195H262ZM19 197H20V199H22L23 200V202H22V200L20 201V202H18L19 201ZM49 199H48V198ZM65 198V200L64 199H62L61 200V198ZM78 197V198H77ZM100 197L102 198V199H100ZM105 197V199L108 201H111V202H109V203H111L110 204V206H111V208H112V210H111V208H109V203L105 200V199H103ZM118 197V198H117ZM121 197V198H120ZM159 197H160V199L162 200V207L163 206H165L164 208H160L161 206L159 205V203L161 204V200L159 199ZM174 197H177L178 198V201H177V198H174ZM186 197H188V198H186ZM215 197V199H213ZM251 197V198H250ZM44 198V199H43ZM45 198H47V199H45ZM59 198H60V200H59ZM108 198H110V199H108ZM116 198V199H115ZM152 199V200H155V202L158 204V207H157V204L155 203V202H151V201H149L150 199ZM165 198V199H164ZM190 198V199H189ZM217 198H219V199H217ZM16 199H18V200H16ZM34 199H35V201H34ZM57 201H56V200ZM67 199V200H66ZM69 199H71V200H69ZM147 199V200H146ZM149 199V200H148ZM157 199V200H156ZM176 201H175V200ZM194 199V203H193V200ZM250 199V200H249ZM25 200V201H24ZM29 200V201H28ZM95 200V201H94ZM97 200V201H96ZM102 200V201H101ZM104 200H105V202L107 203H103L104 202ZM173 200L175 201V202H177V205L179 206H175L176 205V203L175 202H173ZM197 200V201H196ZM215 200H217V201H215ZM221 200V201H220ZM251 200H253V201H251ZM41 201V204L39 203V202ZM44 201H46V202H44ZM60 201H61V203H60ZM66 202V204L67 205H69V204H73V205H75V206H73L74 208H76V209H74L71 205H69V206H67V205H65V203H62V202ZM69 201V202H68ZM74 201H77L78 203H79V201L82 203V205H80V208L83 206V207H85L84 209L86 210V213H82L83 212V207L81 208V209H79L78 208V206H77V204L74 202ZM144 201V202H143ZM146 201H149L150 203H148V202H146ZM160 201V202H159ZM196 201V202H195ZM209 201V202H208ZM210 201H213V204L210 202ZM18 202V203H17ZM33 202V203H32ZM42 202H44V203H47V204H44V203H42ZM48 202H49V205H48ZM51 202V203H50ZM57 202V203H56ZM60 204H64V205H62L63 207H65L64 209H63V207L61 206V209H63V212L65 211V217L68 215V217L70 216V214H71V212H72V217H71V219L69 218V223H71L70 225H68L67 223L66 224H64L65 222H64V220L66 221L68 218H62V217H64L63 215H62V217H61V214L63 213H58L59 211L61 212L62 210H59L60 209V207H58V205H59V203ZM71 202V203H70ZM96 202H100V203H96ZM146 202V204L148 205V207H149V209L150 208H152V209H150V210H148L146 207H143L144 205H143V203H145ZM164 202H165V204H164ZM243 202V203H242ZM19 203H23V206L25 205H27L28 206V208H29V210L30 211H28L27 209L28 208H25V207H23L21 204H19ZM37 203H39V205L37 204ZM113 203V204H112ZM140 203H142V204H140ZM155 203V204H154ZM172 203H175L174 204V206H173V204ZM231 203V202H230ZM16 204H19L18 206L16 205ZM31 204V205H30ZM34 204H37V205H34ZM57 204V205H56ZM80 204V203H79ZM102 204H105V206L104 205H102ZM139 204V205H138ZM184 204H186L187 205V201L184 203ZM182 205V207L183 208H185L186 206L185 205ZM198 204H196L197 205V207L198 206H200V205H198ZM233 204V202H232V204L231 205H234ZM12 205H15V206H17V207H15V206H12ZM42 205V206H41ZM54 205H56L59 209H57V207L55 206L54 207ZM94 205V206H93ZM97 205H100V206H98L99 207V209H97L98 207H97ZM115 207H114V206ZM126 205V206H125ZM140 205H142V207L140 206ZM151 205H153V207H154V205H155V207H157L156 209H158V211L160 212H155L154 211V208L151 206ZM196 205H195V207L194 208H196ZM26 206V207H27ZM39 206V207H38ZM60 206V205H59ZM91 208H90V207ZM103 206V207H102ZM129 208H128V207ZM160 206V207H159ZM203 205L201 204V207H202ZM12 207V208H11ZM14 207V208H13ZM21 207H23V208H21ZM44 207V208H43ZM67 207H69L68 209L71 211V212H69V210L68 209H66ZM73 208V211L71 210V208ZM95 207H97L96 208V210H95ZM106 208V210H105V208ZM113 207L115 208L114 209V211L115 212H117V213H115L114 211H113ZM132 207V208H131ZM138 207H140L139 208V210H137L138 209ZM176 207H178V209L176 208ZM181 207V208H182ZM222 207V208H221ZM9 208V209H8ZM17 209V211H16V209ZM40 208L43 210H47L46 208H48L49 210H50V212H49V210H47V211H42L41 210V212H39L40 211ZM54 208H56V209H54ZM103 208V209H102ZM146 208V209H145ZM162 209V210H160V209ZM170 208V207H169ZM168 208V209H169ZM224 208V209H223ZM16 211H14V210ZM21 209H23V210H21ZM77 209H78V211H82V212H78L77 211ZM93 209L95 210L94 212H92L93 211ZM109 209H110V211H111V213L114 215V218H113V216H111V218H110V212H109ZM136 209V210H135ZM141 209V210H140ZM155 209V210H156ZM9 210V211H8ZM27 212H26V211ZM34 210V211H33ZM76 210V211H75ZM85 210H84V212H85ZM89 210H91V211H89ZM98 210V211H97ZM100 210V211H99ZM102 210L104 211H107L108 210V212L110 213L109 215L108 214H106V212L104 211V212H102ZM218 210V211H217ZM12 211V212H11ZM24 211H25V213L26 214H28L27 216H30V217H32V218H29V219H31V220H33L34 221V219H35V211H36V218L37 219H35V223L34 222H32V221H28V219L26 220L25 218H24V222L22 221L23 220V218H21V216L20 217H18V216H16V217H18L20 220V222H22L23 223V225L21 224V223H18V221H17V223H18V225L21 227V226H24V227H22V229L19 227V226H17L16 224L17 223H14V221L13 220H10L9 221V216L11 215L12 216V218L14 219V217L15 216H13V215H19L18 213L19 212H21V214L22 213H24ZM55 211V212H54ZM56 211H58V212H56ZM100 213V215H101V217H99L100 215H98V213ZM113 211V212H112ZM170 211H172V210H168V212H170ZM13 212H15V213H13ZM32 212H34V214L32 213ZM47 212V213H46ZM49 212V213H48ZM76 212H78V213H76ZM101 212L103 213V214H101ZM107 212V213H108ZM119 212V213H118ZM137 212V213H136ZM155 212V213H154ZM6 213H8V215H5ZM25 213H24V215L22 214V217H24V216H26L25 215ZM70 213V214H69ZM74 213H76V214H78V218H77V216L74 214ZM90 213H93L92 215L90 214ZM96 213H97V215H96ZM121 213V214H120ZM131 213V214H130ZM221 213H222V215H221ZM20 214V215H21ZM47 214V215H46ZM50 214V216H48ZM80 214H83V215H86V217L85 216H83L84 218L82 219V215H80ZM104 214H106V215H108V216H106V218H103L102 217V215L104 216ZM118 216H116V215ZM129 214V215H128ZM157 214V215H156ZM41 215H42V217H41ZM81 216V218H80V216ZM96 215V216H95ZM127 217H126V216ZM158 216L159 215V217H155L154 218V220H153V216ZM164 215H165V212H164V214L161 216V217H164ZM167 215V214H166ZM52 216H54V217H52ZM94 217V222L96 223L95 224V226H93V224H94V222H93V217ZM129 216V217H128ZM141 216V217H140ZM4 217L6 218V219H8V220H4ZM38 217H40L39 219L41 220V221H39L38 220ZM50 217V218H49ZM73 217H75V218H77L76 220L77 221H75V219L73 218ZM91 217V218H90ZM97 219H96V218ZM105 217V216H104ZM130 217H131V219H130ZM145 217H146V219H148V217H149V220H146L145 219ZM214 217V218H213ZM57 218V219H56ZM61 218V222L59 221V219ZM113 218V219H112ZM120 218V220H121V223H119L118 224V221H117V219H119ZM133 218V219H132ZM146 220H144V219ZM165 218V217H164ZM166 218H167V216H166ZM216 218L218 219V221L216 220ZM16 219V218H15ZM50 219L52 220V221H50ZM56 219V221H54ZM63 219V220H62ZM73 219H74V223L72 224V222H73ZM92 219V220H91ZM100 219V220H99ZM102 219H104L103 220V224L102 223H99V221L101 222L102 221ZM162 219V218H161ZM214 219V220H213ZM220 219V220H219ZM16 220H18V219H16ZM97 220V221H96ZM113 220V221H112ZM115 220V221H114ZM119 220V221H120ZM3 221L5 222V224L3 223ZM37 221V222H36ZM42 221L44 222V224H40L39 222H41L42 223ZM50 221V222H49ZM62 221H63V223H62ZM78 221H79V225H78ZM114 222L115 224L113 225L112 224V222ZM125 221L127 222L128 221V224L126 225V223H125ZM162 221V220H161ZM159 222V223H162V222ZM212 221H214L215 223H218V224H215L214 223V226H213V223H212ZM217 221V222H216ZM12 222V224H8V223H11ZM46 222H48V223H50L51 225H53L54 226V229L52 228L51 229V225L50 224H45ZM54 222V224H52V223ZM55 222L59 225V223H61L60 224V226H57V224H55ZM59 222V223H58ZM67 222V221H66ZM89 222H91V224L90 225H92L93 227H91L90 228V226H89ZM111 222V223H110ZM131 222H133V223H131ZM144 223V224H142L143 226L145 225V222H148L150 225L148 226L149 227V230H147L148 232H150V234H149V236L147 237L146 235L148 234V232L147 231H145V232H147V233H144V231H142V230H140V227L142 226V225H140L141 223ZM2 223V224H1ZM13 223H14V225H13ZM27 223H29V226L27 225ZM38 224V226H36L35 224ZM106 223H107V225H106ZM155 224H159V223H157L156 221L154 222ZM24 224H26V227H25V225ZM33 224L35 225V226H33ZM77 224V225H76ZM112 224V225H111ZM137 224H139V225H137ZM154 224V225H155ZM12 225V226H11ZM16 225V226H15ZM40 225V226H39ZM72 225H76V226H72ZM84 225V226H83ZM85 225H86V227H85ZM104 227H106V229L105 228H103L102 226ZM111 225V226H110ZM130 225L131 226H133L134 228H135V231H133L134 230V228L133 227H131L130 228ZM152 225H153V223H152ZM162 225V224H161ZM4 226V227H3ZM28 226V227H27ZM42 226V227H41ZM55 226H56V229H55ZM80 228H79V227ZM113 226V227H112ZM115 226V227H114ZM117 226H119L120 228L122 227V229H119V227H117ZM147 226V225H146ZM216 226V227H215ZM221 227V229L220 230H222V231H220L219 232V228ZM16 227H18V228H16ZM38 229H37V228ZM41 227V228H40ZM47 227H50V228H47ZM76 227H78V228H76ZM85 227V228H84ZM95 227V228H94ZM112 227V228H111ZM137 227H139V229L137 228ZM145 227V226H144ZM144 227L142 228V229H144ZM147 227V228H148ZM14 228V230H11V229H13ZM16 228V229H15ZM27 228V229H26ZM30 228V229H29ZM33 228V229H32ZM40 228V229H39ZM129 228V229H128ZM207 228V229H208ZM9 229V230H8ZM25 229V230H24ZM35 229H37V231H34ZM45 231H44V230ZM63 229H65V231L63 230ZM76 229H78V230H76ZM88 229H89V231L90 230H92V233L90 232H88ZM111 229H113L114 231L115 230H117V232H114V234H112L111 235V233H112V231L113 230H111ZM127 229V230H126ZM133 229V230H132ZM212 229L214 230L213 232H212ZM18 230H20V231H18ZM24 230V231H23ZM45 232V234H44V232ZM56 231V232H54V235H53V231ZM85 230V231H84ZM107 230V231H106ZM110 231V233H109V231ZM121 230H122V232H121ZM124 230H126L125 231V233L123 232ZM130 231V233H129V231ZM211 230V231H210ZM16 231L18 232V234L19 235H17V233H16ZM22 231V232H21ZM30 231V232H29ZM32 231H34V232H32ZM42 231V232H41ZM70 231V232H69ZM73 231V232H72ZM79 231L81 232V234L79 233ZM104 231V232H103ZM106 231V232H105ZM135 232V236H134V234H133V232ZM144 233H142V232ZM155 231V232H154ZM209 231L210 232H212L211 234L209 233ZM9 233V235H8V233ZM20 232H21V235L23 234V233H25V234H23L22 236L20 235ZM28 232V233H27ZM51 232V233H50ZM72 232V233H71ZM83 232V233H82ZM84 232H85V234H84ZM96 232H98V234L100 235H98V234H96ZM128 232V233H127ZM132 232V233H131ZM209 233V236L207 235L206 236V234L207 233ZM12 233H13V235H12ZM61 233H58V236H59V234L61 235ZM93 233H95V234H93ZM108 233V236H106L105 237V235ZM116 233H118V234H116ZM124 233V234H123ZM137 233H142V234H140L139 236L137 235ZM159 232H157V234H158ZM220 233V234H219ZM221 233H223V234H221ZM5 234V235H4ZM11 234V235H10ZM15 234H16V237H15ZM39 234H42V237H41V235H39ZM66 234V235H65ZM78 234L80 235V236H78ZM86 234H87V236H86ZM89 234H90V236H89ZM126 234L124 235L125 237H126ZM130 234V235H129ZM131 234H133V235H131ZM146 234V235H145ZM219 234V235H218ZM28 235H30V236H28ZM63 235V234H62ZM160 237L162 236L161 235V231H160ZM159 235H156L157 237H156V239H158L159 237ZM200 235V236H199ZM205 235V236H204ZM211 235V236H210ZM216 235V236H215ZM223 235H225V236H223ZM5 236V237H4ZM24 236H25V238H24ZM26 236H28L27 238H26ZM31 236H33V239H32V237ZM112 238H111V237ZM115 236H117L116 237V239H114L115 238ZM133 236H134V238H137V240L136 239H134L133 240ZM139 237V239H138V237ZM143 236H141V237H143ZM22 237H23V239H22ZM31 237V239H29ZM60 237V236H59ZM101 237V238H100ZM199 237H201V238H199ZM208 237H209V239H208ZM3 238V239H2ZM8 238V239H7ZM73 238V237H72ZM73 238V239H74ZM88 238V239H87ZM143 238V239H144ZM153 238V237H152ZM151 238V239H152ZM205 239V241L204 240H202V241H200L201 239ZM27 239L28 240H31L30 241V243L27 241ZM57 239V238H56ZM60 240H62V238H59ZM110 239H112V240H110ZM131 239V240H130ZM149 239H150V237H149ZM150 239V240H151ZM154 239V238H153ZM206 239H208V240H206ZM211 239V240H210ZM18 240V241H17ZM19 240H20V243H19ZM25 242H24V241ZM80 240H79V242H80ZM94 240V241H93ZM100 240H101V242H100ZM108 240V241H107ZM113 240H116V241H113ZM121 240V239H120ZM132 240H133V242H132ZM142 240V239H141ZM11 241V242H10ZM142 241H144V240H142ZM197 241V242H196ZM212 241V242H211ZM217 241V242H216ZM219 241V242H218ZM221 241V242H220ZM23 242V243H22ZM96 242V243H95ZM192 242H193V244H192ZM196 242V243H195ZM206 242V243H205ZM5 243V244H4ZM27 243V244H26ZM32 243H33V245H32ZM9 244V246H7ZM17 244H20V245H17ZM25 244V245H24ZM30 244H31V246L32 247H34V248H32L31 246H30ZM131 244V245H132ZM192 244V245H191ZM197 244H199V245H197ZM28 245V246H27ZM35 245V246H34ZM130 245V244H129ZM201 245V246H200ZM210 245H211V247H210ZM7 246V247H6ZM200 246V247H199ZM205 246L206 247H208V248H205ZM223 246V245H222ZM8 249V250H6V248ZM9 247V248H8ZM20 247V248H19ZM24 249H23V248ZM26 247V248H25ZM2 248H4V249H2ZM117 248V249H116ZM122 248V246H116L115 247V249L116 250H119V249H121ZM29 249V251H27ZM33 249V250H32ZM4 250V251H3ZM18 250V251H17ZM27 252V253H25V251ZM204 250V251H203ZM38 251V252H37ZM206 251V252H205ZM4 252H6V253H4ZM9 252H11L12 253V255L9 253ZM22 252V253H21ZM23 252L25 253V254H23ZM34 253V254H33ZM23 254V255H22ZM35 254L37 255L36 257H35ZM199 254L200 253H198V255H191L190 257H191V259H190V261L191 262H193L194 264H196V262L197 261H201V259H198V258H195V257H198L199 256ZM5 255V256H4ZM22 255V256H21ZM7 258V260H5V258ZM12 256V257H11ZM194 256V257H193ZM3 257V258H2ZM16 257V258H15ZM32 257V258H31ZM143 256L141 255V257L140 258H138L139 260L142 258ZM10 258V259H9ZM13 260H12V259ZM18 258V259H17ZM146 258H150V257H148L147 255H146V257H143L142 259L144 260V261H147L148 259H145ZM195 258V260H193ZM140 260V262L141 261H143V260ZM6 262H5V261ZM43 260V261H42ZM193 260V261H192ZM12 261V262H11ZM42 261V262H41ZM138 261V260H137ZM41 262V264H45L46 262L44 261V259H38V263H40ZM139 262V261H138ZM190 262V263H191ZM199 262H197V263H199ZM136 262L134 261L133 263L131 262V264H135ZM193 263H191V264H193ZM130 264V263H129Z\"/></svg>","mask_w":264,"mask_h":264},{"label":"bare ground","instance_id":"bare-ground-1","mask_svg":"<svg viewBox=\"0 0 264 264\" xmlns=\"http://www.w3.org/2000/svg\"><path fill=\"white\" fill-rule=\"evenodd\" d=\"M139 1V0H138ZM148 1V0H147ZM154 1V0H153ZM153 1H152V3H153ZM165 1H166V4H165ZM172 1H174V0H172ZM183 1H185V0H183ZM216 1L217 0H214L212 3L214 4V2H215V4H216ZM221 1H224L222 4H223V6L222 5H220L221 6V8L223 7V17L226 15H228L229 14V16L230 15H232V12L233 11H235L237 8L239 9V7L240 8H242V7H246V9L247 10H249V7H251L250 8V10L251 11H249L248 13H246L245 15H243V16H241L240 17V14L239 13H236L237 15L239 14V18H237V16L235 17V16H233V17H235L236 19H239L238 21V23L236 22V20L232 17V16H230V18L227 16H225L224 18H228V19H234L235 20V22H233V19H232V21H228V20H226V21H228L226 24H224L223 26H229L230 24H231V22L233 23V25H234V23H237L238 24V26H237V28H236V25L237 24H235L234 26H235V29H233L234 28V26H233V28H232V26H231V28L233 29V31H231V29H228L229 27H226V30L228 31L229 30V34L227 33V31H226V33L229 35V36H227V37H224L225 35L223 34V37L221 36H218L219 35V33H218V35H216V33H214L215 34V36H217V38L219 37V40H222L223 41V74H225V77H223L222 76V74H221V76H222V79L223 78H225V80H224V84H223V86H225L224 87V89H225V91H223L222 93H225V94H227V95H225L227 98H226V100L224 101V102H221V99H222V97L224 98V96H222V97H220L221 99L218 101V102H221L223 105L221 106V104H219L220 106H218V104H216V102H215V104L216 105H214V106H216L217 107V112H219L218 110H220L221 109V107H222V109H223V112H224V116L223 115H220L221 113H223V112H219V113H217V114H219V115H217L218 116V118L220 117V119L221 118H223V125H222V127L224 126V130L222 129V127L220 128H218V129H221V130H223V133L225 132V130H226V133L224 134V135H220L221 137H223V139H225L226 141H228V143L229 144H225L226 145V147L225 148H222V150L223 149H225L224 150V154H225V157H227L226 155H228V160L230 159V157H232L233 156V160L232 159H230V161L231 162H228L227 161V163H228V169H236V170H238V172L240 173V180L242 181V182H244L243 183V185H242V182L240 183L239 181H238V183L239 184H241L240 186L242 187L243 186V188L241 189V190H236V189H238V188H232V190H236V191H234V193H236V194H238L237 196H239V195H241V196H243V197H241V199L242 200H240V198H239V200L240 201H245V200H243L244 199V197H248L249 195H251V194H253L254 192H256L257 194H253L254 195V197H252V198H257L258 196H261V198L260 199H258V200H256L255 202H251V203H247V204H241V205H237V203L236 204H234L235 203V201L236 200H238V198L237 199H235L237 196L235 195V197H234V201L232 200V196H234L233 194H231V191L232 190H229V188L228 187H226V188H228V190L227 189H223V188H221L220 187V185L218 184H216L215 186H219L221 189H220V192L222 193V196H220V198H222V197H224V195L225 196H227L226 194L227 193H230L229 194V196L230 195H232L231 196V200L232 201H226L227 199H224L223 198V206H225L226 207V211H222V212H226V214L223 216V224L225 225V229H224V231H226V232H228V236L231 234V236L232 237H228L227 239H225V237L223 238V246L222 245H220V244H217V245H215V248L213 249V250H210L209 251V253L207 254H203V255H201V252H202V250L199 252V250H200V246L202 245L203 246V244H204V242H201V243H199V239L197 238V235L198 234H200L201 232H203V233H205V230H209V228H208V226H210V228H211V224L209 225V223H210V218L212 219V217H211V214L212 215H215L213 212H215L214 211V209H218V208H220L219 207V205L221 204L219 201H218V203H215L214 205H212V206H209L208 205V207L206 206L207 204L205 203L207 200H209V199H206V201H204V203H201L203 206L201 207V204L199 203L198 204V202H196V203H194V199L192 200L193 201V203H194V207H195V205L196 204H198V205H200V206H198L197 207V205H196V208H194L193 206L192 207H189L188 205L191 203V202H189V201H191V200H187L186 199V201H187V205L186 204H184L186 201L184 200V201H181L180 200V202L178 201V198L177 197H179L178 195H177V197H174V198H177V201H178V203H181V204H179V206H180V210H177V211H174V210H176V209H172L171 207H172V205L170 206L169 205V209L167 208V209H164V210H167V211H164L165 212V215H164V217H161L163 214H164V212H163V210L162 209H160V208H164L165 206H161L162 205V200H163V198H162V196H161V199H160V197H159V199L161 200V204L159 203V205L161 206H159L160 208V210H162V211H160L161 213H163V214H160L161 216L159 217V215L158 216H153V220H154V218L156 217H159V220L162 222V223H159L158 221H157V219H155L154 221H149L150 222V224H151V226H150V230L151 231H153L154 229H157L156 228V226L157 225H160V227L161 228H158L160 231H161V237H160V231H157V230H155L154 232V234H156V235H159L158 237V239H156V235H153V232H151L152 233V236H149V234H150V232H148L147 230H149V223L148 222H145V227L142 225V224H144L143 222L140 224V225H142L141 227L143 228L144 227V229H142L141 227H140V230H142V231H147L148 232V234L146 235L147 237L149 236L150 237V239H149V237L145 240V238H144V236L143 235H140V234H142V233H137V235L139 236L140 235V238L142 239V240H144V241H142L141 239H139V237H138V239L140 240L138 243L135 241L134 243H136V244H132V243H129V242H131V241H129L128 240V238L127 237H129V236H127V234L125 233V231L127 230H124L123 232L126 234V237L123 235V237L121 238V236H122V233H119V234H121V236H119V234L118 233H116V234H118V238H119V240L118 239H116V237L117 236H115V238L114 239H116L118 242H116V243H114V244H112L111 242L109 243V241L108 242H106V241H104V243L106 244H109V246L110 247H102V248H98L97 246H95V245H93V244H91V245H89L88 243H82V242H84L83 240H80L84 235H82L81 234V232L79 231V233L81 234V238L80 237H77V232H76V238H74L75 237V232L73 233V234H71V236L74 238H72L71 237V239H65V238H63V236H64V233H61V231H62V229H61V231H57V235H54V232H56L55 230L53 231V235L54 236H52V234H47V236L46 237H48V235H49V237H50V235H51V237H56V238H54L55 240H49V239H45L44 238V236H43V238H34L33 239V236H31L32 237V241L31 240H28L27 239V241L30 243V241L31 242H33L35 245V248H38V250H39V256H37L36 254H35V257H36V261H37V263L36 264H41V262L43 261H41L40 263H38V259H44V261L46 262L45 264H131V262L133 263L134 261L136 262L135 264H191V263H193L194 261L193 260H195V258H198V259H201V261L199 262V261H197V262H199V263H197L196 262V264H264V0H236L237 2H231V1H233V0H230V2H229V0H227L228 2L227 3H225L226 1L225 0H221ZM32 2V1H31ZM81 2V1H80ZM79 2V3H80ZM128 2V1H127ZM131 2H132V0H131ZM140 2V1H139ZM142 3H143V1H141ZM140 2V3H141ZM149 2V6L151 7L152 5H150V3H151V0L150 1H148ZM160 2H161V0H160ZM168 2H170L169 0L167 1V0H164V2H161L162 3V5L158 2V0H157V3H159L161 6L159 7V5H158V7L159 8H157V9H155V11L154 12H158V13H160L161 14V12H159L158 11V9H160L162 6H165L166 5V7H164V8H166V10L168 9V10H170V6L167 8V4L168 5H172L171 3H168ZM177 2H179L178 0H177ZM218 2H220V1H217V3ZM72 3H73V1H72ZM77 3V2H76ZM79 3H77V4H79ZM82 3V2H81ZM84 3V2H83ZM116 3V2H115ZM121 3L123 4V1H121ZM130 3V2H129ZM140 3L138 4V8L136 9V4L137 3H135L134 5H136L134 8V10L135 11H133V9H132V11H133V15H137V14H134V13H138L139 14V16H141V13H139V11H137L139 8H141V11H143L144 9H142V7H143V5H142V7L141 6H139L140 5ZM165 5H164V4ZM174 3H176V2H174ZM184 4H185V2H183ZM191 3V2H190ZM210 3V2H209ZM209 3H207V4H209ZM211 3V4H212ZM87 4H89L90 6H92V8H94V7H104V11H105V14L103 15V16H97V14L96 15H94L93 14V11L91 12V9H89L88 7H87ZM87 4H85V5H83V6H81L80 8H77V9H73V10H70L69 12H67L66 13V15H64V13H63V11H64V9L65 8H67V6H68V2L67 1H65V0H58V2H53V1H51V0H49L48 1V3H47V9H46V6H45V8H39V7H37V8H35V7H33V5L32 4H25L24 6H23V8L25 9V11L22 13V14H20V15H17V16H14V17H6V19L5 20H3L2 22H0V56H3L4 58H5V60H6V63H5V68H4V70L2 71V72H0V212H2V210H4V209H6V207L8 206V207H10V204H12V201L14 202V200L13 199H15L14 198V196H15V194H16V192H17V189H18V186H17V184H15V180H14V177H18V176H15V175H17V171L15 170V167H17V165H22V162H21V164H18L17 163V165H16V163H15V160H16V155H17V153H16V148L17 147H22V145H20V146H18V143H21L20 141H17V134H16V131H14V130H10V132H8V133H3V132H5L4 131V129H3V125H2V121H3V106H5L6 105V103L8 102V101H10V103L8 104V107H10L9 105L11 104V102H14V98L17 96V93H20V91L18 92V90H20L21 89V86L23 85H27L28 84V82H29V80H31V78H35L36 79V81H37V83L34 81V80H32V81H34V85L33 84H31L32 83V81H30V84H31V86H32V88H33V90H34V93L31 95V98L29 97V101H27V103H24V105L23 104H21V105H18V106H20V107H18V108H20L19 110H21L22 108L21 107H23V106H27V107H29L30 106V108H31V106H33V107H42V108H45V109H49L48 111H50V107H52V108H55V107H53L54 106V104H55V102H57V101H54V99L55 100H57L55 97H56V95L60 92V91H65L66 89V93L69 91V90H71V91H73L74 93L73 94H71L69 97H68V99L69 100H67V101H70V102H74V105H76V103L78 102V103H80L81 102V104L82 105H89V107L88 106H86L87 108H90V107H92L91 105L95 102V101H97V98H100V96H102L101 94H103L104 92H106V91H108V90H106V88H108L107 86H109L110 85V87H112L111 86V82H109L108 80L109 79H112V77H110L108 80H107V78H106V80H105V78H104V75H103V71H104V67H106V65H107V70H105L106 72L109 70L108 68H109V66L111 65L112 66V63L114 62V60L116 61V59L114 58V60L113 61H107V62H105L104 60H107V59H104V60H102V58H99V61H100V59L102 60L101 62H105V63H107V64H105L104 62L102 63L103 64V66H100V65H102V64H100L101 62H98L100 65V67H99V69L101 68V71H99V73H96V74H99L100 76L98 77L99 78V80H97V79H95V78H91V77H89V73H90V71H91V68L93 67L92 66V62L90 61V60H86L85 62H84V64H82V65H80V66H77L76 65V62H71L72 61V59L73 58H75V54H76V52H77V55L79 54L78 52H80L79 51V49L80 48H84L85 46H83L82 44L84 43L85 45H86V41H92V40H86V39H84V37L85 38H87L88 39V37H86V35H90V38H92L91 37V35H94L95 33L97 34V33H99V32H103V30H105V31H107V29L109 30V26H110V21H111V17H110V10H112V8H114V7H112L111 6V4L108 2V0H88V2H87ZM117 4V3H116ZM120 4V3H119ZM145 4L146 5H148L146 2H145ZM192 4V3H191ZM214 4V5H215ZM219 4H221V2L219 3ZM35 5V4H34ZM38 5V4H37ZM36 5V6H37ZM41 5V4H40ZM43 5V4H42ZM41 5V6H42ZM76 5V4H75ZM88 5V6H89ZM124 5H126L127 7H129L128 6V4H124ZM130 5V4H129ZM130 5V6H131ZM146 5H144L145 6V8H146ZM177 5H179V4H177ZM193 5L195 6V4L193 3ZM197 5V4H196ZM206 5V4H205ZM210 5V4H209ZM209 5H206V6H209ZM217 6H218V4H216ZM71 6V5H70ZM94 6V7H93ZM122 5H120V7H121ZM149 6H147V8H148V10H149ZM212 6V5H211ZM217 6H215V7H217ZM220 6H218V8L220 7ZM248 6V7H247ZM117 7V6H116ZM132 7V8H133ZM172 7V6H171ZM197 7V6H196ZM198 7H201V6H198ZM164 8H161V9H163L164 10ZM181 8H183V7H181ZM97 9H99V8H97ZM115 9V8H114ZM124 9H126V7L124 6ZM172 9H174V8H172ZM171 9V10H172ZM202 9V8H201ZM245 9V11H247ZM121 10L122 11H124L125 12V16H128V15H126L127 14V12L125 11V10H123V8L121 7ZM131 9L129 8V11H130ZM150 10H152L151 8H150ZM166 10H164V11H166ZM167 10V12L165 13V15H164V17H165V19L167 20H171V22L170 23H172V20H173V18H175L174 17V15H173V13L171 12V11H168ZM175 10V9H174ZM182 10V9H181ZM202 10H204V7H203V9ZM128 11V10H127ZM128 11V12H129ZM164 11H162L163 13H164ZM173 11V10H172ZM217 11H220V10H217ZM217 11H215L214 13H216ZM222 11H220V13H218V15H217V13H216V15H217V17H219V14L220 15H222L221 13H222ZM237 11V10H236ZM66 12V11H65ZM143 12H145V13H143V15L145 14V15H147L148 13H149V11L147 12V11H143ZM147 12V13H146ZM61 13H63V16L61 15ZM130 13H131V11H130ZM129 13V14H130ZM184 13V12H183ZM193 12H191V14H192ZM203 13V12H202ZM207 13V12H206ZM208 13H210V12H208ZM213 13V12H212ZM212 13H210L208 16H210L211 15V18H212ZM233 13H235V12H233ZM115 14V13H114ZM180 14H182V12L180 13ZM186 14H187V12H186ZM235 14V15H236ZM99 15V14H98ZM112 15H113V13H112ZM131 15V14H130ZM156 13L154 14H151L150 15V18L152 19V17H155V20L157 19L156 18ZM159 15V14H158ZM162 15V14H161ZM183 15V14H182ZM188 15V14H187ZM194 15V14H193ZM198 15H199V13H198ZM204 15H206V14H204ZM215 15V16H216ZM163 16V15H162ZM185 16V15H184ZM195 16V15H194ZM193 16V17H194ZM196 16H197V14H196ZM215 16L213 15V18H215ZM118 17V16H117ZM164 17H163V19H164ZM202 17V16H201ZM207 17V16H206ZM232 17V18H231ZM86 18H90V21H88V19H87V21H86ZM124 18V17H123ZM196 18V17H195ZM197 18H198V16H197ZM203 18V17H202ZM211 18H210V20H211ZM83 19H85V20H83ZM91 19H92V21H91ZM114 19H117V18H114ZM129 19V18H128ZM134 19V18H133ZM145 19H147V18H144V20ZM162 19V17H161V20H163ZM192 19H194V18H192ZM206 18H204V20H205ZM81 20H83V21H86V23L88 22V24L87 25H81V23L83 22H81L80 23V21ZM123 20V19H122ZM126 20V19H125ZM125 20H123V21H125ZM160 19H158L157 21H153L154 23H155V26H156V24H157V22H158V24L160 23V22H162V24H164L165 23V21L163 22V21H159ZM181 20V19H180ZM198 20H203V19H197V21ZM224 20L225 19H223V22H224ZM122 21V22H123ZM127 21V20H126ZM138 21V20H137ZM196 21V20H195ZM116 22V21H115ZM132 22V21H131ZM141 22V21H140ZM144 22H146V21H144ZM167 22V21H166ZM136 23V22H135ZM197 23V22H196ZM225 23V22H224ZM112 24V23H111ZM122 25H123V23H121ZM125 24V23H124ZM132 24V23H131ZM158 24H157V26H158ZM174 22L172 23V26H173V28H174ZM177 24H179V23H177ZM199 24H200V22H199ZM198 24V25H199ZM117 25H120L119 23H117ZM117 25H115L114 23H113V26H117ZM144 25H147V24H144ZM160 25H161V23H160ZM165 25V26H164ZM163 26H164V30L167 32V34L169 33V30L168 29H170V27L168 28V24L166 25V24H164ZM180 25V24H179ZM187 25V24H186ZM71 26V28H69ZM162 25L161 26H158V27H155L156 29L158 28L159 29V27H160V29H161V27H163ZM178 26V25H177ZM194 26H197V25H194ZM215 26H217V25H215ZM118 27V26H117ZM125 27H127V26H125ZM131 27V26H130ZM134 27V26H133ZM132 27V28H133ZM148 27H150V25H148ZM168 28V29H165V28ZM180 27H181V25H180ZM188 27V26H187ZM187 27L186 28H181V30H184V32H182V33H185V29H187ZM219 27V26H218ZM111 28H112V25H111ZM110 28V29H111ZM120 28V27H119ZM129 27H127L126 29H128ZM151 28V27H150ZM201 28H202V25H201ZM115 29H117V28H115ZM138 29V28H137ZM144 29V28H143ZM176 28H174V30H175ZM192 29V28H191ZM194 29V28H193ZM220 28H217V30H219ZM225 29V27L223 28V30ZM113 30V29H112ZM119 30H121V29H119ZM125 30V29H124ZM130 30V29H129ZM135 30V29H134ZM139 30V29H138ZM162 30H163V28H162ZM173 30V31H174ZM195 30H196V28H195ZM104 31V33H108V32H105ZM123 31V30H122ZM131 31H133V30H131ZM136 31V30H135ZM170 31H172V30H170ZM176 32H177V30H175ZM231 31V32H230ZM111 32V31H110ZM117 32V31H116ZM124 32V31H123ZM163 32V31H162ZM189 32V31H188ZM187 32V33H188ZM195 32V31H194ZM197 32V31H196ZM203 33H205V31H202ZM103 33V34H104ZM119 33H121V31L119 32ZM160 33V32H159ZM187 33L186 34H184L185 36L187 35ZM223 33H225L224 31H223ZM100 35H101V33H99ZM117 34V33H116ZM142 34V35H141ZM141 34H139V36L141 37V39L144 37V39H147V35H148V40H151L152 42H153V40L155 41V40H158L157 38H154V37H150L151 35L150 34H147V35H144L143 36V34L144 33H141ZM172 33H170V34H168V35H171ZM191 34V33H190ZM193 34V33H192ZM191 34V35H192ZM206 34V33H205ZM109 35H110V33H109ZM109 35L107 36V38L109 37ZM126 35V34H125ZM132 35H134L133 33H132ZM175 35H177V33L176 34H174V39H176V42H179L180 40L178 39V38H176L175 37ZM191 35H189L188 34V36H190V37H192ZM201 35V34H200ZM204 35V34H203ZM84 36V37H83ZM117 36V35H116ZM123 36V35H122ZM128 36V35H127ZM130 36V35H129ZM138 36V37H139ZM143 36V37H142ZM166 36V35H165ZM182 37H183V39H184V36L183 35H181ZM188 36H187V39H188ZM194 36H195V33H194ZM199 36V34L197 35V38H195L196 40L194 41V42H196L197 41V39L198 38H200V37H198ZM214 36V37H215ZM79 37H82V40H80V38ZM96 37V36H95ZM95 37H93L92 39H94ZM99 37H101V36H99ZM111 37V36H110ZM112 37H114V36H112ZM111 37V38H112ZM124 37V36H123ZM135 37H137V34H136V36ZM134 37V38H135ZM162 37V36H161ZM168 37V36H167ZM171 36H169V38H170ZM172 37H173V35H172ZM171 37V38H172ZM189 37V38H190ZM204 37V36H203ZM203 37H201L200 39H205L204 40V42H203V40L201 41L200 39H198V40H200V42H203L202 44H200V42H198L199 44V46H201V45H205V46H207L206 45V43H210V42H207V39H209V38H207L206 37V35H205V37L206 38H203ZM209 37H212V36H209ZM89 38V39H90ZM102 38H104V36L102 37ZM115 38H117V37H115ZM114 38V39H115ZM119 39L120 38H122V37H118ZM129 38V37H128ZM160 38V37H159ZM165 38V37H164ZM163 37L162 38H160L161 40L163 39L165 42H166V38L164 39ZM179 38H180V36H179ZM221 38H223V39H221ZM106 39V38H105ZM126 38L124 37L123 38V40H125ZM131 40L133 39L132 37L130 38ZM138 39V38H137ZM159 39V42L161 41ZM174 39L173 40H171V42L172 41H174ZM186 39V40H187ZM193 39V38H192ZM192 39H188L189 40V42H190V40L192 41ZM213 39H215V38H213ZM213 39L212 38H210V40H212V44L214 45V42H213ZM82 41L83 43L81 44V42L80 41ZM84 40H85V42H84ZM99 40V39H98ZM101 40V39H100ZM100 40H99V42H100ZM107 40L109 41V38L108 39H106L105 41L107 42ZM113 40V39H112ZM117 40V39H116ZM122 40V41H123ZM128 40V39H127ZM126 40V41H127ZM140 40V39H139ZM177 40H179V41H177ZM182 40V39H181ZM194 40V39H193ZM216 40V39H215ZM96 41H97V39H96ZM105 41H101L102 43H104ZM111 41V40H110ZM120 41V40H119ZM126 41H124V42H126ZM141 41V40H140ZM145 41V40H144ZM221 41V42H222ZM95 42V41H94ZM105 42V43H106ZM111 42H113V41H111ZM114 42H115V40H114ZM113 42V43H114ZM128 42V41H127ZM132 42V41H131ZM137 42V41H136ZM136 42H135V44H136ZM142 42L143 41H141L140 42V46H139V41L137 42L138 43V45L136 44H134V42L132 43V44H134L135 46H138L137 47V52H136V55L134 54V55H132V58L134 57H137V59H142V61L143 62H145L146 64H148L147 65V69H149V67H155V68H157V69H159L160 71L161 70H164L163 72H169V73H174V71H175V69H176V67H177V63H176V57L180 54H177V56H176V53H175V56H173V55H168L166 58H162L161 57V53H163V52H161V50H162V48H161V50L159 49L160 47H158L159 45H161V44H159L158 45V43H157V45L158 46H156V44H155V46L156 47H151L150 46V42H148V44L147 45H149V46H141V44H142ZM146 42V41H145ZM167 42H168V40H167ZM166 42V43H167ZM170 42V41H169ZM175 42V43H176ZM187 42V41H186ZM88 43H90V42H88ZM96 43H98V41L96 42ZM96 43H92L93 45H95ZM108 43V42H107ZM106 43V44H107ZM113 43H111V44H113ZM116 43V42H115ZM165 43V44H166ZM173 43V42H172ZM180 43V42H179ZM179 43H176L177 45L179 44ZM182 43H184L185 44V40H184V42L182 41ZM191 43H193V42H190L189 44L187 43V45H189V46H187L186 44L185 45H183V44H181V46L183 45L184 47H188V50H186L185 49V51L184 52H186V51H189V52H191V47L193 48L194 47V44H192V45H190ZM101 44V43H100ZM99 44V45H100ZM118 44V43H117ZM116 44V45H117ZM121 44V43H120ZM130 44V43H129ZM143 44H145V43H143ZM195 44H197V43H195ZM215 44H216V42H215ZM221 44V43H220ZM88 45V44H87ZM86 45V46H87ZM90 45V44H89ZM93 45H90L89 46V50H90V48H91V46L93 47ZM98 45V44H97ZM96 45V46H97ZM102 45V44H101ZM110 45V44H109ZM115 45V44H114ZM114 45H111L112 46V48L114 49L113 51H115V46ZM125 45V44H124ZM169 45H171V43L169 44ZM180 45V44H179ZM212 45V46H213ZM219 45V44H218ZM218 45L216 44V46L218 47ZM222 45V44H221ZM82 46V47H81ZM119 47H120V45H118ZM123 46V44L121 45V47ZM126 46V45H125ZM174 46V45H173ZM172 46V47H173ZM183 46L181 47V48H183ZM191 46V47H190ZM197 46V45H196ZM216 46H213L214 47V50L215 49H217L218 50V48L216 47ZM220 46V45H219ZM88 47V46H87ZM86 47V48H87ZM120 47V48H121ZM162 47V46H161ZM169 47V46H168ZM167 47V48H168ZM202 48H206V47H203V46H201ZM201 47H200V49H201ZM210 47V46H209ZM216 47V48H215ZM85 48V49H86ZM94 48V47H93ZM101 48H103V47H101ZM105 48V47H104ZM103 48V49H104ZM109 47H106L105 49H108ZM111 48V47H110ZM109 48V49H110ZM125 48H126V50H127V47H124L123 49L125 50ZM136 48V47H135ZM177 48H179L180 49V47H177ZM190 48V49H189ZM212 48V47H211ZM108 49V50H109ZM117 49H119V48H117ZM116 49V50H117ZM122 49V51L121 52H124V50ZM160 51H159V50ZM170 48H168V49H166V50H169ZM176 49V48H175ZM197 49V48H196ZM196 49H194V50H196ZM87 50H88V48H87ZM93 50H95V49H93ZM97 50H98V48H97ZM97 50H95L96 52H97ZM121 50V49H120ZM120 50H118V51H120ZM172 50V49H171ZM182 50H184V49H182ZM181 49H180V51L181 52H183ZM206 50V49H205ZM90 51H92V48H91V50ZM103 51V50H102ZM104 51H106V50H104ZM103 51V52H104ZM110 51H111V49H110ZM170 51V50H169ZM177 51V50H176ZM193 51V50H192ZM200 51V50H199ZM203 52H202V54H205L206 52L204 51V50H202ZM207 51V50H206ZM221 51V52H222ZM95 52V53H96ZM109 52V51H108ZM130 52V51H129ZM166 52L167 51H165V54H166ZM173 52H175V50L173 51ZM178 52H179V50H178ZM183 52V53H184ZM194 52V51H193ZM197 52H198V50H197ZM209 52H211V51H209ZM214 52H216V51H214ZM220 52V53H221ZM83 53V52H82ZM92 53H94V51H92ZM100 53V52H99ZM102 53V52H101ZM100 53V54H101ZM106 53V52H105ZM119 53V52H118ZM126 53V52H125ZM124 53V54H125ZM211 53H213V51L211 52ZM86 54V56H87V53H85ZM84 53L83 54H80V56H82V55H85ZM109 54V53H108ZM112 54V53H111ZM119 54H121V53H119ZM131 54V53H130ZM129 54V55H130ZM168 54V53H167ZM166 54V55H167ZM185 54H187V53H185ZM185 54H183V56L185 55ZM191 54H193L194 55V57H195V60H196V54H194V53H191ZM206 54H210V53H206ZM218 54H219V52H218ZM102 55H104V54H102ZM107 55V54H106ZM121 55H123V53L121 54ZM181 55V54H180ZM79 56V55H78ZM95 56H99L100 57V55L99 54H97V55H95ZM109 56V55H108ZM113 56V55H112ZM124 56V55H123ZM187 56V55H186ZM192 56V55H191ZM191 56H190V53H189V56H187V58H191ZM198 57H199V55H197ZM209 56V55H208ZM89 57V56H88ZM117 57V56H116ZM127 57V54L124 56V59H121V60H123V61H128V60H125V59H129V58H126ZM164 57V56H163ZM197 57V59H199ZM202 58L203 57H206L205 55L204 56H201ZM211 57V56H210ZM105 58H107V57H105ZM109 58V57H108ZM113 58H111V59H113ZM214 58V57H213ZM81 59V58H80ZM94 59V58H93ZM97 59V57L95 58V60ZM179 59V58H178ZM192 59V58H191ZM74 60V59H73ZM82 60V59H81ZM80 60V61H81ZM119 60V59H118ZM133 59H131V62H133L132 61ZM193 60V59H192ZM206 60H208V58L206 59ZM206 60H205V62H206ZM210 60V59H209ZM98 61V60H97ZM138 61V60H137ZM178 61H180V60H178ZM200 60H198V62H199ZM202 61V60H201ZM214 61V60H213ZM218 62L220 61L219 59L217 60ZM247 61L248 62H250V61H252V66L251 65H249V64H246L247 63ZM75 63V65H73V66H75V68H74V70L73 71H69L70 73H68V72H65L64 70H63V65L65 64V63ZM83 62V61H82ZM109 62H112L111 64L109 63ZM122 62V66H121V68L119 67V62H118V66L117 67H119V68H116V65H113V66H115V68L116 69H118L117 70V75H119L121 72H119V71H122V70H124L126 67H127V64L128 63H131L130 62V60H129V62ZM134 62H136V61H134ZM142 62V63H143ZM186 62V61H185ZM185 62H183L182 61V63H185ZM197 61H196V63H198ZM216 62V63H213V64H221L222 62ZM246 62V63H245ZM97 63V62H96ZM123 63H125V64H123ZM187 64H188V62H186ZM195 63V64H196ZM202 63H203V61H202ZM201 62H200V64H202ZM245 63V64H244ZM251 63V62H250ZM110 64V65H109ZM115 64H116V62H115ZM133 64V63H132ZM193 64V63H192ZM195 64H194V66H195ZM205 64V63H204ZM208 64H210V66H211V68H212V66L214 67V65L212 64V62H210V63H208ZM207 64V65H208ZM219 64V65H220ZM247 65L246 67H243L244 68V70H245V68H249V66H250V68L253 70V71H251V72H249V70H250V68H249V70H248V73H245V74H239V73H236L235 72V69H237L238 67L240 68V66L241 65ZM254 64V65H253ZM72 65V64H71ZM123 65H125V68H124V66ZM134 65H136L137 66V64H134ZM139 65V64H138ZM152 65V66H151ZM183 65H185V64H183ZM72 66V67H73ZM77 66V67H76ZM110 66V68L112 69V71H113V74H114V72H116V70L114 71L113 69L114 68H112ZM129 66H130V64H129ZM132 66V65H131ZM131 66L129 67V68H131ZM143 66H144V63H143ZM200 66V65H199ZM206 64L204 65V66H202V67H204V68H206V70L208 69V72H209V65L208 66H206ZM221 66V65H220ZM255 66V67H254ZM71 67V66H70ZM133 67V66H132ZM135 67V66H134ZM133 67V68H134ZM138 67V66H137ZM141 67V66H140ZM189 67V66H188ZM187 67V68H188ZM196 67L197 66H195V69H196ZM65 68H67V67H65ZM128 68V67H127ZM126 68V70H129L130 71V69L128 68L127 69ZM139 68V67H138ZM141 68H143V67H141ZM141 68H140V70L138 69V71L140 72V73H138L139 75L141 74L142 75V71H141ZM144 68H145V66H144ZM179 68V67H178ZM185 68V67H184ZM186 68V70H188V74H190V71L189 70H191L190 69V67H189V69H187ZM217 68H220V67H217ZM243 68H242V71H244L243 70ZM254 68V69H253ZM121 69V70H120ZM135 69V68H134ZM151 69V68H150ZM212 69H214V68H212ZM212 69L210 70V72L212 71ZM222 69V68H221ZM142 70H144V69H142ZM177 70V69H176ZM184 70V69H183ZM192 70H193V68H192ZM203 71L202 69H200L199 67H198V72H196L197 74H199V76L202 74V72L201 73H199V71ZM104 71V73H106ZM131 71H134L133 69H131ZM130 71V72H131ZM138 71H136V72H138ZM157 71V70H156ZM160 71L158 72V73H160ZM179 71V70H178ZM194 71V70H193ZM192 71V72H193ZM214 71V70H213ZM217 71V70H216ZM97 72V71H96ZM110 72V71H109ZM124 72V71H123ZM122 72V73H123ZM142 72V73H141ZM176 72V71H175ZM183 72V71H182ZM191 72V76L190 77H194V79L196 78L195 77V71L193 72L194 73V75L192 76V73ZM209 72V73H210ZM235 72V73H234ZM128 73V72H127ZM131 73H133V72H131ZM134 73H135V71H134ZM133 73V74H134ZM180 72H178V74H179ZM184 73V72H183ZM204 73V72H203ZM215 73V72H214ZM214 73H210V74H212V75H214ZM243 73V72H242ZM107 74V73H106ZM111 74H112V72H111ZM112 74V75H113ZM116 74V73H115ZM130 74V73H129ZM128 74V75H129ZM138 74L136 75L137 77H138ZM147 74V73H146ZM150 75H153V74H155V76H156V73H155V71H154V73H153V71H152V74H151V71H150V73H149ZM161 74H163V73H161ZM196 74V75H197ZM131 75V74H130ZM141 75H140V77H141ZM150 75H148L149 77H150ZM171 75V74H170ZM172 75H174V74H172ZM218 75H220V74H218ZM93 76H95V75H93ZM115 76V75H114ZM127 76V75H126ZM133 76H135V74L134 75H132V78H133ZM154 76V75H153ZM158 77L160 76V77H162L160 74H158L157 75ZM178 76V75H177ZM186 76V74L184 75V77ZM188 76V77H189ZM199 76H198V78H199ZM203 76V75H202ZM202 76H200L201 78H202ZM216 76V75H215ZM220 76V77H221ZM107 77H109L108 75H107ZM120 77L121 78H123L122 76H121V74H120ZM152 77V76H151ZM164 77H167V76H165L164 75ZM189 77V78H190ZM206 76H204V79H207V78H205ZM219 77V78H220ZM114 78V77H113ZM117 78H119V77H117ZM131 78V79H132ZM136 78V77H135ZM134 78V79H135ZM157 78V77H156ZM176 78V77H175ZM200 78V79H201ZM208 78L209 79H213L212 77H209L208 76ZM219 78H217V79H219ZM102 79H104V81L101 83V81H102ZM125 79V78H124ZM129 79H130V77H129ZM129 79L127 80V81H129ZM134 79H133V82H134ZM137 79V78H136ZM145 78L143 77L142 78V80H144ZM149 81L151 80V79H149V78H147ZM166 79V78H165ZM177 79V78H176ZM194 79H192L191 78V80L193 81ZM204 79L202 80L203 82H206V81H208V80H206V81H204ZM119 80V79H118ZM139 80V79H138ZM146 80V79H145ZM144 80V81H145ZM148 80H147V82H148ZM169 80V79H168ZM184 80H187V79H185L184 78ZM196 80H197V78H196ZM26 81H28V82H26ZM110 81H112V82H114L113 81V79L112 80H110ZM115 81H117V79L115 80ZM123 81V80H122ZM140 81H141V79L138 81L139 82V84L141 85L142 83H140ZM152 81H153V78H152ZM161 81V80H160ZM181 81V80H180ZM199 81V80H198ZM198 81H196V82H198ZM201 81V80H200ZM199 81V82H200ZM223 81V80H222ZM18 82V83H17ZM19 82H22V83H19ZM120 82V81H119ZM135 82H136V80H135ZM137 82V83H138ZM143 82V81H142ZM156 82V81H155ZM154 82V83H155ZM167 82V81H166ZM178 82V81H177ZM188 82V81H187ZM209 82V81H208ZM212 82H214V79H213V81H211V83ZM219 82L220 81H218V87L217 88H219V85L221 86V84H219ZM17 83V85L18 84H22L19 88L20 89H18V87H17V93L15 92V89H14V87L16 86L15 84ZM27 83V84H26ZM122 83H124V81L122 82ZM126 83V82H125ZM124 83V85H122L123 86V88H127V87H129L130 85H129V83H130V81L127 83L128 84V86L126 87V84ZM169 83V82H168ZM195 83V82H194ZM217 83V82H216ZM113 84H116L115 82L113 83ZM117 84H120V83H117ZM138 84V85H139ZM144 84V83H143ZM163 84V83H162ZM179 84H181V83H179ZM191 84H192V82H191ZM203 84H205V83H203ZM132 85V84H131ZM150 85H152L153 86V83L152 84H150ZM165 85H166V83H165ZM175 85V84H174ZM197 85H198V83H197ZM200 85H202L201 84V82H200ZM210 85V84H209ZM208 85V86H209ZM25 86H24V89H25ZM27 86H30V85H27ZM30 86V87H31ZM102 86V87H101ZM116 86V85H115ZM125 86V87H124ZM133 86V85H132ZM134 86H136V84L134 85ZM133 86V87H134ZM145 86L147 87V84L145 83ZM144 86V87H145ZM148 86H149V84H148ZM157 86H158V84H157ZM188 86V85H187ZM194 84H193V88L192 89H194ZM204 85H202V87H203ZM207 86V85H206ZM214 86H215V84H214ZM29 87V88H30ZM110 87L108 88V89H110ZM113 87H114V85H113ZM113 87H112V89H111V91H109V92H107L106 94H108V95H110V93H117L118 94V92H113ZM117 87H120V86H117ZM141 87V86H140ZM143 87V86H142ZM146 87H145V90H146ZM156 87V86H155ZM176 87V86H175ZM189 87V86H188ZM201 87V86H200ZM210 87L211 88H213L211 85H210ZM222 87V86H221ZM100 88H103V91H101L100 92ZM120 88H122V87H120ZM129 88H131V86L129 87ZM134 88H136V87H134ZM133 88V89H134ZM160 88V87H159ZM166 88V87H165ZM177 88V87H176ZM184 88V90H185V87H183ZM195 88H197V90L199 89V87L197 86H195ZM211 88L208 90L209 92L211 91H213V93H215L214 92V90L212 89L211 90ZM217 88H215V90L217 89ZM23 89V88H22ZM31 89V88H30ZM30 89L28 90V89H26V90H28V91H30ZM133 89H131L130 91H132ZM137 89V88H136ZM143 89V88H142ZM150 89V88H149ZM151 89H153L154 90V92H155V89L152 87ZM178 89V88H177ZM176 89V90H177ZM181 89V88H180ZM203 89V90H202ZM201 90H199L200 92L201 91H203V93H204V91L205 92H207V89L208 88H202ZM205 89V90H204ZM222 89V88H221ZM25 90V91H26ZM117 90L119 91H121L122 89H119V88H117ZM124 90L125 89H123L121 92L123 93V94H125L126 92V95L127 94H129V92L127 91V90H129L128 88H127V90H125L126 92H124ZM135 90V89H134ZM139 90H140V88L138 89V91H136V92H139ZM148 90V89H147ZM146 90V91H147ZM157 90V89H156ZM159 90H161V88L159 89ZM170 90V89H169ZM174 90H175V88H174ZM176 90H175V92H176ZM182 90V92H183V89H181ZM195 90V89H194ZM217 90H220V89H217ZM24 91V90H23ZM119 91V92H120ZM141 91V90H140ZM145 91V92H146ZM151 91V90H150ZM158 91V90H157ZM156 91V93L158 94V92ZM173 91V90H172ZM189 91H190V89H189ZM188 91V92H189ZM199 91H197V92H199ZM222 90H220V92H221ZM135 92V93H136ZM144 92V90L142 91V93ZM152 92V91H151ZM164 92V91H163ZM187 92V93H188ZM192 92V91H191ZM195 92H196V90H195ZM196 92V93H197ZM220 92L218 93L219 94V96L221 95L220 94ZM14 93H16V95H14ZM22 93V92H21ZM19 94L20 96H17V97H19V98H16V100H18L19 99V101H20V97L22 98V97H24L25 98V96H27L28 94H27V92H26V95L24 94V93H22V94ZM133 93V92H132ZM142 93H137L138 94V96L136 95L135 97H139L140 98V94H142ZM150 93V92H149ZM168 93V92H167ZM178 93V92H177ZM186 93V92H185ZM193 93V92H192ZM213 93H212V95H213ZM70 94V93H69ZM119 94H121V93H119ZM122 94V95H123ZM148 94V93H147ZM152 94V93H151ZM150 94V95H151ZM159 94H160V91H159ZM173 94V93H172ZM195 94V93H194ZM207 95H208V93H206ZM205 94V95H206ZM22 95V96H21ZM25 95V96H24ZM59 95H61V94H59ZM65 95V94H64ZM63 95V96H64ZM131 95V93L129 94V96H127V98H129V97H132V96H130ZM133 95V94H132ZM144 95V94H143ZM156 95V94H155ZM182 95V94H181ZM185 95V94H184ZM189 95H191V94H189ZM199 95V94H198ZM204 95V94H203ZM206 95V96H207ZM217 94L215 93V96H216ZM224 95V94H223ZM112 96V95H111ZM114 96V95H113ZM117 96H118V98H117ZM116 96V94H115V96L114 97H116L117 99H119V95H117ZM121 96V95H120ZM124 96V95H123ZM134 96V95H133ZM154 96V95H153ZM160 96V95H159ZM162 96V95H161ZM169 96H170V94H169ZM179 96V95H178ZM211 96V95H210ZM218 96V95H217ZM216 96V97H217ZM104 97H105V93H104ZM146 98H149V97H147V95L145 96ZM157 97V96H156ZM172 97V96H171ZM187 96H185L184 98H186ZM213 96H211V98H212ZM216 97L215 98H213V99H216ZM102 98V97H101ZM106 98V97H105ZM112 98V97H111ZM121 98V97H120ZM145 98V101L147 100ZM162 98H163V96H162ZM197 98V97H196ZM219 97H217V99H218ZM23 99V98H22ZM65 99V98H64ZM64 99H62V100H64ZM66 99H67V96H66ZM65 99V100H66ZM106 99H108L109 100V97L108 98H106ZM122 99H123V101H124V97H122ZM129 99H131V98H129ZM132 99H134V98H132ZM132 99L131 100H128V99H125V100H128V101H130V103H131V101H132ZM141 99V98H140ZM139 99V100H140ZM180 99V98H179ZM189 99H190V97H189ZM192 99H193V97H192ZM203 99V98H202ZM202 99H200V101L202 102V101H204V100H202ZM64 100V101H65ZM102 100H103V98H102ZM108 100L105 102L106 104H107V102H108ZM114 100V99H113ZM121 100V99H120ZM135 100H137L136 98H135ZM139 100H137L138 102H139ZM159 100V99H158ZM165 100V99H164ZM183 100V99H182ZM205 100H207V99H205ZM223 100V99H222ZM75 101H77V102H75ZM80 101V102H79ZM104 101H105V99H104ZM112 101V100H111ZM144 101V102H145ZM151 101H152V99H151ZM189 101V100H188ZM187 101V102H188ZM209 101H210V99H209ZM215 101V100H214ZM16 103H17V101H15ZM14 102V103H15ZM54 102V103H53ZM63 102V101H62ZM99 102H101V101H99L98 100V103ZM110 102V101H109ZM108 102V104H110ZM125 102V101H124ZM123 102V103H124ZM132 102H134V100L132 101ZM143 102V101H142ZM141 102V103H142ZM161 102V101H160ZM169 101H167L166 102V104H167V106L169 105V103H168ZM179 102V101H178ZM190 102V101H189ZM212 102V101H211ZM210 102V103H211ZM15 103V104H16ZM58 103V102H57ZM66 103V102H65ZM77 103V105L79 106V104ZM95 103H97V102H95ZM95 103H94V105H95ZM102 103V102H101ZM104 103V102H103ZM102 103V105H104ZM130 103L129 102H127V104L130 106ZM135 103H136V105L138 104L136 101H135ZM152 103V102H151ZM157 103V102H156ZM162 103V102H161ZM213 103V102H212ZM14 104V105H15ZM64 104V103H63ZM62 103H61V106L63 105ZM71 104H73V103H71ZM81 104H80V107H81ZM119 104V103H118ZM182 104V103H181ZM200 104V103H199ZM14 105H13V103H12V105L11 106H13L14 107ZM29 105V106H28ZM58 105H60V102H59V104ZM65 105V104H64ZM67 105V104H66ZM97 105V104H96ZM116 105H117V103H116ZM124 105H126V103H124L123 104V106ZM133 105V104H132ZM131 105V108L133 107ZM135 105V104H134ZM140 105V104H139ZM146 105V104H145ZM145 105H143V106H145ZM161 105V104H160ZM172 105V104H171ZM173 105H174V103H173ZM177 105V104H176ZM179 105V104H178ZM191 105V104H190ZM194 105H196V104H194ZM206 105V104H205ZM211 105V107H213L212 105L213 104H210ZM97 106H99V105H97ZM101 106V105H100ZM113 106H115V105H113ZM112 105H110V107H112V108H114ZM118 106V105H117ZM129 106L127 107V106H125V110L124 111H127L128 110V108H129ZM142 106V105H141ZM140 106V107H141ZM6 107V106H5ZM7 107V108H8ZM16 107V106H15ZM57 107V106H56ZM67 106H65V108H66ZM76 107V106H75ZM75 107H73L74 109H75ZM86 107H84V108H86ZM96 107V106H95ZM104 106H102V108H103ZM107 107V106H106ZM106 107H104V109H106ZM116 107V106H115ZM120 107H121V109H122V104L120 105ZM120 107H118L119 109H120ZM126 107H127V109H126ZM136 107V106H135ZM137 107H138V105H137ZM152 107H154V106H152ZM177 107V106H176ZM191 108H192V105L190 106ZM211 107H209V109H212ZM218 107H220V109L218 108ZM18 108H17V110H16V108H15V111H14V108H13V113L15 112V114H20L21 113V116H22V114L23 115H25L26 114V116L27 115H29L30 114V112H29V114H27V112H28V109L26 108V110L25 111H27L25 114L23 113V111L21 112L20 111V113H16V112H19L18 111ZM25 108V107H24ZM29 108V109H30ZM62 108V107H61ZM64 108V107H63ZM62 108V109H63ZM64 108V109H65ZM70 108V106H68V108L67 109H69ZM72 107H71V110L73 109ZM82 108V107H81ZM94 108V107H93ZM97 108V107H96ZM99 108V107H98ZM97 108V109H98ZM108 108V107H107ZM111 108V109H112ZM124 108V107H123ZM134 108V107H133ZM139 108V107H138ZM161 108V107H160ZM166 108V107H165ZM175 108V107H174ZM181 108V107H180ZM215 108V107H214ZM55 109H57V108H55ZM54 109V110H55ZM59 109V108H58ZM63 109V110H64ZM91 109V108H90ZM90 109L88 110V109H86V110H88V111H90ZM110 109V110H111ZM147 109H151L152 110V108H151V104H150V108H147ZM146 109V110H147ZM203 109V108H202ZM7 110V109H6ZM10 110H12V108L10 109ZM23 110V109H22ZM34 110V109H33ZM32 110V111H33ZM36 110V109H35ZM52 110V109H51ZM54 110H53V113H55L54 112ZM60 110L61 109H59L58 111L60 112ZM66 110V109H65ZM93 110H95V108L93 109ZM99 110H101V108L99 109ZM123 110V109H122ZM121 110V111H122ZM135 110V109H134ZM136 110H138V109H136ZM160 110V109H159ZM173 110V109H172ZM177 110V109H176ZM179 110V109H178ZM181 110V109H180ZM201 110V109H200ZM56 111V110H55ZM69 111H70V109H69ZM68 111V112H69ZM73 111H75V110H72L71 111V114L73 115ZM81 111V110H80ZM85 110L83 109V116H84V114H86L85 112H84ZM102 111H105V110H102ZM101 111V112H102ZM107 111H109L108 109H107ZM123 111V112H124ZM129 111V113H127V114H132V112H130V110H128ZM132 111V110H131ZM138 111H140V110H138ZM138 111H137V113H138ZM152 111H154V110H152ZM166 111V110H165ZM182 111V110H181ZM186 111V110H185ZM208 111V110H207ZM206 111V112H207ZM211 111L212 110H210V115H212V114H214V113H212L211 114ZM216 111V110H215ZM222 111V110H221ZM7 112V111H6ZM9 112V111H8ZM7 112V113H8ZM12 112V111H11ZM38 112V111H37ZM46 112V111H45ZM57 112V111H56ZM76 112V111H75ZM92 113H97V111L95 110V112H93V111H91ZM143 112H146V111H143ZM155 112V111H154ZM174 112V111H173ZM178 112V111H177ZM184 112V111H183ZM186 112H188V111H186ZM196 112H198V110L196 111ZM35 113V112H34ZM34 113H33V115H34ZM39 113H40V111H39ZM64 113H65V111H64ZM67 113V112H66ZM122 113V112H121ZM126 113V112H125ZM124 113V114H125ZM133 113H136V112H134L133 111ZM142 113V112H141ZM147 113H148V110H147ZM150 113V112H149ZM153 113V112H152ZM152 113H150V114H152ZM165 112H164V110H163V114H164ZM166 113H169V110H168V112H166ZM6 114V113H5ZM8 114H10V112L8 113ZM12 114V113H11ZM10 114V115H11ZM42 114V113H41ZM59 114V113H58ZM67 114H69V113H67ZM76 115V117H77V114H78V112L77 113H75ZM80 114V113H79ZM98 114V113H97ZM154 114V113H153ZM161 114V113H160ZM180 114V113H179ZM199 114V113H198ZM16 115V116H17ZM55 115V114H54ZM59 115H63V114H59ZM72 115H68V116H70L71 118H73V116ZM89 115H91L90 114V112H89ZM95 115V114H94ZM93 115V116H94ZM139 115H140V113H139ZM142 115V114H141ZM154 115H156V114H154ZM165 115V114H164ZM163 115V116H164ZM204 115V114H203ZM206 115V114H205ZM216 115V114H215ZM12 116H14L13 114H12ZM11 116V117H12ZM15 116V117H16ZM19 116V115H18ZM17 116V117H18ZM20 116V117H21ZM30 116V115H29ZM42 116V115H41ZM45 117H49V115L47 116L46 114L44 115ZM64 116V115H63ZM63 116H61V117H63ZM67 115L65 116L66 118L68 117ZM85 116H88V114H86ZM84 116V117H85ZM131 116V115H130ZM129 116V117H130ZM133 116V115H132ZM131 116V117H132ZM147 116V115H146ZM158 116H160V115H158ZM173 116H174V114H173ZM185 116H189V115H185ZM185 116H183V117H185ZM197 116V115H196ZM201 116V115H200ZM213 116V115H212ZM212 116H210V117H212ZM223 116V117H222ZM30 117H32V113H31V116ZM37 117H38V115H37ZM60 117V118H61ZM65 117H63L65 120H67ZM79 117V116H78ZM77 117V118H78ZM90 117V116H89ZM89 117H88V119L87 120H89ZM142 117H144L143 115H142ZM169 117V116H168ZM176 117H178V116H176ZM175 117V118H176ZM209 117V118H210ZM216 117V116H215ZM38 118H40V117H38ZM63 118H62V121H63ZM69 118V117H68ZM76 118V119H77ZM81 118H83L82 116H81V114H80V120H81ZM136 118V117H135ZM155 118H159V117H155ZM161 118H162V116H161ZM165 118V117H164ZM173 118V117H172ZM180 118H181V116H180ZM191 118H192V116H191ZM190 118V119H191ZM194 118V117H193ZM196 118V117H195ZM198 118V117H197ZM217 118V119H218ZM9 119H10V117H9ZM14 119V118H13ZM19 119V118H18ZM28 120H29V118H27ZM32 118H30V120H31ZM37 118H36V116H35V120H36ZM49 119H50V117H49ZM85 119H86V117H85ZM94 119V118H93ZM96 119V118H95ZM143 119V118H142ZM150 119H151V117H150ZM152 119H153V117H152ZM185 119H186V117H185ZM206 119V118H205ZM215 119V118H214ZM219 119V120H220ZM7 120V119H6ZM35 120H34V122H35ZM56 120V119H55ZM58 120H61V119H57V121ZM72 120V119H71ZM71 120H68V121H71ZM73 120H74V118H73ZM78 121H79V118L77 119ZM91 120V119H90ZM89 120V121H90ZM139 120V119H138ZM141 120V119H140ZM155 120V119H154ZM158 120V119H157ZM156 120V121H157ZM160 120V119H159ZM158 120V121H159ZM164 120V119H163ZM167 120H168V118H167ZM175 120V119H174ZM178 120V119H177ZM182 120V119H181ZM194 120V119H193ZM199 120V119H198ZM210 120V119H209ZM37 121V120H36ZM82 121H84V118L82 119ZM89 121H87L88 123H89ZM94 121V120H93ZM144 121H146V119L144 120ZM161 121V120H160ZM165 121V120H164ZM173 121V120H172ZM179 121H180V119H179ZM222 121V120H221ZM4 122V121H3ZM31 122H32V120H31ZM64 122H66V121H64ZM95 122V121H94ZM142 122V121H141ZM140 122V123H141ZM150 122V124H151V121H149ZM169 122H170V120H169ZM169 122H168V125H169ZM178 122V121H177ZM181 122V121H180ZM208 122H211V121H208ZM59 123H61L60 121L58 122V124ZM68 123V126H69V122H67ZM66 123V124H67ZM76 124H77V126H79L78 125V123L77 122H75ZM87 123V124H88ZM92 123V120L90 121V124ZM144 123V122H143ZM148 123V122H147ZM155 123V122H154ZM159 123H161V122H159ZM183 123V127H185L184 125L186 124L184 121L182 122ZM181 123V124H182ZM185 123V124H184ZM194 123V122H193ZM212 123V122H211ZM217 123V122H216ZM31 124V123H30ZM57 124V122L55 123V124H53V121H52V124L51 125H53V127H54V125H55V128L57 127L58 129H59V125L57 126L56 125ZM65 123H63V125H64ZM76 124H70L71 126H72V128H73V126L74 125H76ZM84 124V123H83ZM83 124H81L79 127H77V129H80V127L81 126H83ZM157 124H158V122H157ZM171 124H174V121L171 123ZM176 124V123H175ZM177 124H179V123H177ZM176 124V126L177 127H175V126H172V125H170L171 127H175L174 129H176L177 128V130H178V125ZM180 124V125H181ZM195 124V123H194ZM200 124V123H199ZM202 124V123H201ZM209 124V123H208ZM218 124H219V121H218ZM221 124V123H220ZM28 125V124H27ZM61 125V124H60ZM84 125H86V124H84ZM89 125V124H88ZM96 122H95V127H96ZM145 125V127L144 128H146V125L147 124H144ZM159 125V124H158ZM162 125V124H161ZM164 125V124H163ZM202 125H204V124H202ZM213 125V124H212ZM212 125L210 126V124H209V126L210 127H212ZM22 126V125H21ZM20 126V127H21ZM30 126V125H29ZM49 126H50V123H49ZM65 126H67V125H64V127ZM151 126H152V124H151ZM155 126H157V125H155ZM181 126V127H182ZM187 126H188V123H187ZM187 126H186V129H187ZM190 126H192V125H190ZM194 126H196V124L194 125ZM219 126H221V125H219ZM31 127V126H30ZM50 127H52V126H50ZM61 127H62V125H61ZM87 127V126H86ZM85 126H84V128H86ZM92 127V130H93V126H91L90 125V128ZM140 127V126H139ZM158 127H160V126H158ZM164 127H166V125H164ZM163 127V128H164ZM180 127V126H179ZM181 127H180V129H181ZM199 127V126H198ZM204 127V126H203ZM12 128V127H11ZM16 128L17 127H15L14 128V126H13V128L12 129H15L16 130ZM49 128V127H48ZM65 128H67V127H65ZM70 127H68L67 128V131H68V129H69ZM81 128H83V127H81ZM88 128V127H87ZM142 128H143V126H142ZM162 127H160L159 129L160 130H162L161 129ZM190 128H192L193 129V127H190ZM17 129H19V128H17ZM23 129V131H24V128H22ZM21 129V130H22ZM50 129V128H49ZM48 129V130H49ZM54 129V128H53ZM74 129V128H73ZM95 129V128H94ZM148 130L150 129V128H147ZM152 130L153 129H155V133H156V128L154 127V128H151ZM165 129V128H164ZM186 129H185V131H186ZM195 129H197L196 127L194 128V130ZM199 129H200V127H199ZM199 129H197V130H199ZM212 129V128H211ZM215 129V128H214ZM20 130V131H21ZM34 130V133L35 132H37L35 129H33ZM60 130V129H59ZM62 130H64V128L62 129ZM81 130V129H80ZM80 130H79V132H80ZM92 130H91V132H92ZM138 130H141V129H138ZM158 130V129H157ZM172 129H169V131H171ZM176 130V131H177ZM182 130V129H181ZM190 129H188V131L187 132H185V134L184 135H187L186 133H190L192 130H190ZM201 130V129H200ZM7 131V130H6ZM18 131V130H17ZM56 131V130H55ZM71 131V130H70ZM82 131H84V132H90V131H88V129L85 131V129L84 130H81V132ZM94 131V130H93ZM144 131V130H143ZM146 131V130H145ZM159 131V130H158ZM184 131V130H183ZM196 131V130H195ZM202 131V130H201ZM205 131H207V132H209L208 130H205ZM212 130H210V132H211ZM214 131V130H213ZM218 130H217V128H216V131H214V132H216L215 134H216V136L218 135L219 136V133H221L220 131L219 132H217ZM33 132V131H32ZM57 132V131H56ZM65 132H66V130H65ZM78 132V133H79ZM80 132V133H81ZM84 132H83V134H82V136H83V138L86 136V135H84ZM150 133L152 132L151 130L149 131ZM154 132V131H153ZM160 132V131H159ZM162 132H164V131H162ZM172 132V131H171ZM180 132V131H179ZM199 132V131H198ZM206 132V133H207ZM23 133V132H22ZM28 133V135H29V132H27ZM44 133H45V131L43 132V135H44ZM55 133V132H54ZM62 133H64V132H62ZM148 133V132H147ZM150 133H148V134H150ZM161 133V132H160ZM160 133H159V135H160ZM181 133V135H182V132H180ZM184 133V132H183ZM218 133V134H217ZM222 133V134H223ZM18 134H20V133H18ZM23 134H25V133H23ZM37 134H39V133H37ZM46 134V133H45ZM68 134H69V132H68ZM71 134H72V132H71ZM86 134V133H85ZM131 134H134V133H131ZM148 134H145V135H143V136H147L148 137ZM154 134V133H153ZM153 134L151 135V136H153ZM195 134V136H196V134L197 135H199L200 134V132H199V134L198 133H195V132H193V135ZM209 134V133H208ZM206 135L207 137L206 138H208V136L209 135H211V133L209 134V135ZM215 134H212V135H214L213 137H215ZM17 135V136H16ZM41 135H42V133H41ZM49 135V132H48V134H47V136ZM70 135V134H69ZM80 135V134H79ZM162 135V134H161ZM164 135V134H163ZM172 136H174V134L172 133L171 134ZM190 135H192V133H190ZM204 136L202 133L200 134V136ZM212 135L211 136H209V137H212ZM82 136H80V137H82ZM89 136H91V133H89ZM88 135H87V137H86V139H89L88 137H89ZM94 136V135H93ZM92 136V139H94V137ZM137 136V135H136ZM140 136V135H139ZM142 136V137H143ZM155 136V135H154ZM183 136V135H182ZM194 136V138H196V137H198V136H196L195 137ZM217 136V137H218ZM28 137V136H27ZM27 137H25V138H27ZM41 137V136H40ZM39 137V138H40ZM59 137V136H58ZM58 137H56V138H58ZM77 137H79L78 136V134H77ZM79 137V138H80ZM138 137V136H137ZM146 137V138H147ZM156 137L158 138L159 136H157V134H156ZM155 137V138H156ZM161 137V136H160ZM164 137V136H163ZM162 137V139L161 138H159L160 140H162L163 141V138ZM189 137V136H188ZM187 137V138H188ZM191 137H193V136H191ZM190 137V138H191ZM213 137H212V139H213ZM216 137V138H217ZM220 137V138H221ZM24 138V139H25ZM29 138H31V137H29ZM42 138V137H41ZM45 138H47L46 136H45ZM45 138H44V140H45ZM55 138V139H56ZM76 138V137H75ZM141 138V136L140 137H138V138H135V140L136 139H140ZM144 138V137H143ZM149 138H152V137H148L147 139L148 140H150ZM174 138V137H173ZM181 138V137H180ZM187 138L185 139V140H187ZM33 139H34V137H33ZM33 139H31V140H33ZM59 139V138H58ZM67 139V138H66ZM65 139V140H66ZM147 139H145L144 141L145 142H147V144L149 143V142H153V141H147ZM183 139V138H182ZM192 139V138H191ZM190 139V140H191ZM217 139H219V138H217ZM249 140L248 142H246V143H244V148H241L240 146H241V144L239 145V147L241 148V149H238L239 147L237 146L238 144L236 143L237 141L238 142H243L242 140ZM18 140H21V137H20V139L18 138ZM31 140H29L27 143H29V142H31ZM35 140V139H34ZM41 141L43 140V139H40ZM57 140V139H56ZM81 140H83V139H81ZM81 140H80V142H81ZM165 140H166V138H165ZM197 140V139H196ZM200 140H202V139H199V141ZM220 140L221 139H219V141L217 142V144L220 142ZM35 141H37V139L35 140ZM41 141H39V143L41 142ZM73 141H75V139H73ZM73 141H71L72 143H74ZM84 141V140H83ZM144 141H143V143H144ZM154 141H156L155 139H154ZM173 141H175L174 139H173ZM206 141V140H205ZM210 141H214V140H210ZM217 141V140H216ZM222 141V140H221ZM22 142H24V140L22 141ZM43 142V141H42ZM68 142V141H67ZM77 142V141H76ZM157 142V141H156ZM166 142V141H165ZM164 142V143H165ZM192 142V141H191ZM197 142V141H196ZM204 142V141H203ZM207 142H209V140L207 139ZM223 142H224V140H223ZM223 142H220V143H223ZM240 142V143H241ZM25 143V142H24ZM27 143H25V144H27ZM35 143V142H34ZM39 143H37V144H39ZM56 143H57V141H56ZM82 143V145H83V142H81ZM158 143V142H157ZM193 143V145H194V143L195 142H192ZM198 143V142H197ZM212 143V142H211ZM211 143H207V144H211ZM214 143L215 144H211L212 146H214V147H220V143L218 144V146L216 145V142L214 141ZM227 143V142H226ZM237 145H236V144ZM32 144H33V141H32ZM41 144V143H40ZM152 144V146H153V143H151ZM162 144V143H161ZM166 145H167V143H165ZM176 144V143H175ZM185 144V143H184ZM184 144L182 145V146H184ZM187 144V143H186ZM189 145H190V143H188ZM196 144V143H195ZM243 144V143H242ZM78 145H80L78 142H77V146ZM150 145V144H149ZM156 145V144H155ZM158 145H159V143H158ZM164 145V144H163ZM174 145V144H173ZM188 145V146H189ZM199 145V144H198ZM202 145V144H201ZM222 145V144H221ZM224 145V144H223ZM24 146V145H23ZM36 146V145H35ZM42 146H43V144H42ZM76 146V145H75ZM76 146V147H77ZM160 146V145H159ZM168 146H169V144H168ZM168 146H167V148H168ZM175 146V145H174ZM186 146V145H185ZM191 146H192V144H191ZM191 146H189V148L191 147ZM209 146V145H208ZM211 146V147H212ZM20 147V148H21ZM72 147V146H71ZM75 147V149H72V148H74V147H72L71 149H72V151L74 150V151H77V148ZM79 147V146H78ZM80 147H82L81 145H80ZM84 147V146H83ZM156 148H157V146H155ZM154 147V148H155ZM163 147V146H162ZM165 147V146H164ZM163 147V148H164ZM178 147H179V145H178ZM177 147V148H178ZM187 147V146H186ZM202 147V149H204L203 147L204 146H201ZM211 147H209V148H207V151H208V149L210 150L211 149ZM221 147H224V146H221ZM20 148H17V149H20ZM42 148H44V147H42ZM70 147H68L67 149H69ZM85 149H88V148H86V147H84ZM166 148V147H165ZM164 148V149H165ZM176 148V147H175ZM188 148V147H187ZM194 148V147H193ZM200 148V147H199ZM205 148H206V145H205ZM216 148H214L213 149V151L215 152V154L214 155H216L215 157H216V159H217V154L219 153V151L220 152H222V150H219L218 151V153H217V151L215 150ZM254 148H256V150L254 149ZM25 149V147L23 148V150ZM35 149V148H34ZM67 149H65L66 151H67ZM70 149V150H71ZM85 149H84V151H85ZM152 149V148H151ZM157 149H160V148H157ZM183 149V148H182ZM181 148L179 149L180 151L182 150ZM219 149V148H218ZM69 150V151H70ZM163 150V149H162ZM168 150V149H167ZM174 150H176V149H174ZM178 150V149H177ZM192 150V151H191ZM191 150H189L190 151V153L191 152H193V149H191ZM197 150V149H196ZM195 150V151H196ZM201 150V149H200ZM25 151V150H24ZM47 151H48V149H47ZM69 151H67V152H69ZM148 151V150H147ZM153 151V150H152ZM187 151V150H186ZM202 151V150H201ZM207 151H205V150H203V153L204 152H207ZM211 151H212V149H211ZM27 152V151H26ZM59 152V151H58ZM62 152V151H61ZM80 152H82V154L84 153L83 152V150H81ZM155 152V151H154ZM162 152V151H161ZM168 152V151H167ZM179 152V151H178ZM197 152H199V151H197ZM30 153V152H29ZM65 153V152H64ZM156 153V152H155ZM158 153H159V151H158ZM175 153H176V151H175ZM189 153V154H190ZM208 153L210 154V151H208ZM213 153V152H212ZM217 153V154H216ZM223 153V152H222ZM227 153V154H226ZM67 154V153H66ZM71 154V153H70ZM69 154V155H70ZM154 154V153H153ZM162 154V153H161ZM176 154H178V153H176ZM180 154V153H179ZM178 154V155H179ZM183 154V153H182ZM193 154V153H192ZM198 154H201V152L200 153H197V156H195V157H198L199 155ZM205 154V153H204ZM32 155H33V153H32ZM35 155V154H34ZM38 155H39V153H38ZM41 155V154H40ZM55 155V154H54ZM72 155V154H71ZM74 155V154H73ZM81 155V154H80ZM84 155V154H83ZM147 155V154H146ZM163 155V154H162ZM170 155V154H169ZM168 155V156H169ZM206 155V154H205ZM219 155H220V153H219ZM62 156V155H61ZM65 156V155H64ZM75 156V155H74ZM78 156H79V151H78ZM155 156V155H154ZM157 156V155H156ZM167 156V157H168ZM185 156V155H184ZM207 157H208V154L206 155ZM210 156V155H209ZM222 156H223V154H222ZM32 157V159H33V156H31ZM55 157H56V155H55ZM67 158L69 157V156H66ZM77 156H75V158H76ZM146 157V156H145ZM175 157V156H174ZM179 157V156H178ZM177 157V158H178ZM211 157V156H210ZM212 157H214L213 155H212ZM219 157H221V156H218V158ZM21 158H22V156H21ZM20 158V159H21ZM29 158V157H28ZM35 158V157H34ZM37 158V157H36ZM70 158V157H69ZM73 158V157H72ZM150 158H151V155H150V157L148 158V157H146V159H147V162H148V159L150 160ZM162 158V157H161ZM161 158H160V160H161ZM170 158H172V157H170ZM182 158V157H181ZM189 158V157H188ZM200 158V157H199ZM199 158H196V159H199ZM222 158V157H221ZM221 158H219L220 159V161L219 162H221V161H223L224 160V157H223V160H221ZM25 159V158H24ZM74 159V158H73ZM154 159H156V158H154ZM154 159H153V161H154ZM180 159V158H179ZM191 159H193L192 157H191ZM203 159H206V157L204 158V157H202V161H203ZM226 159V158H225ZM31 160V159H30ZM35 160V159H34ZM40 160V159H39ZM56 160H60V158L57 156V159ZM56 160H54V161H56ZM65 160V159H64ZM67 160H69V159H67ZM157 160V159H156ZM162 160H164L163 158H162ZM181 160V159H180ZM183 160H185V159H183ZM188 160V159H187ZM194 160V159H193ZM19 161V160H18ZM21 161V160H20ZM19 161V162H20ZM22 161L24 162V160L22 159ZM33 161V160H32ZM40 161H42V159L40 160ZM49 161V160H48ZM63 161V160H62ZM66 161V160H65ZM65 161H63V163L64 164H75L76 162L74 161V162H72L71 160H70V162H72V163H69V161L68 162H65ZM78 161V160H77ZM144 161V160H143ZM153 161H151L150 163H152ZM164 161H166V158H165V160ZM163 161V162H164ZM173 161V160H172ZM171 161V162H172ZM189 161V160H188ZM191 161V160H190ZM189 161V162H190ZM198 161V160H197ZM201 161V162H202ZM205 161H207V160H205ZM204 161V162H205ZM25 162H27V163H29L28 162V160L26 159V161ZM24 162V163H25ZM37 162V161H36ZM35 161L33 162V163H36ZM59 163L61 162V161H58ZM79 162V161H78ZM140 162V161H139ZM139 162L136 164V166L139 164ZM145 162H146V160H145ZM144 162V163H145ZM176 162V161H175ZM182 162H184V161H182ZM186 162V161H185ZM217 162H218V160H217ZM40 164H41V162H39ZM44 163V162H43ZM50 163V162H49ZM80 163V162H79ZM143 163V164H144ZM150 163L148 164V165H150ZM155 163H157V162H155ZM166 163H167V161H166ZM165 163V164H166ZM207 163V168H209L208 166H209V163H208V161L206 162ZM206 163H201V164H206ZM215 163V162H214ZM222 163V162H221ZM224 163V162H223ZM222 163V164H223ZM226 163V162H225ZM38 164V163H37ZM62 164V163H61ZM61 164H59L60 166H61ZM113 164H115L114 162H113ZM117 164H119V163H117ZM117 164L115 165L116 166V168H117ZM124 164V163H123ZM140 164H142V162H140ZM159 164V163H158ZM180 165H181V163H179ZM14 165H16L15 167H14ZM33 165V164H32ZM63 165V164H62ZM146 164H144V166H145ZM155 165V164H154ZM162 164L160 163V165L159 166H161ZM163 165H164V163H163ZM168 165H171V164H168L167 163V166ZM175 165V164H174ZM177 165V164H176ZM51 166V165H50ZM53 166H55V165H53ZM60 166H58V167H60ZM64 166V165H63ZM73 166V165H72ZM80 166V165H79ZM79 166H77V163H76V165H75V167H79ZM140 166V165H139ZM143 166V167H144ZM151 166L153 167V165L151 164ZM156 166V165H155ZM154 166V167H155ZM167 166H165L166 167V171H167ZM202 166V165H201ZM206 166V165H205ZM213 165L211 164V169H214L213 167H212ZM225 167L227 166V165H224ZM30 167H31V165H30ZM52 167V166H51ZM74 167V166H73ZM146 167V166H145ZM148 168V169H150V172H151V169H153L154 171L156 170V169H154V167L153 168ZM164 167V166H163ZM172 167V166H171ZM171 167H169V168H171ZM180 167V166H179ZM19 168H20V166H19ZM61 168L63 169V167L61 166ZM66 167L64 166V172H68L66 169H65ZM72 168V167H71ZM80 169H81V166L79 167ZM79 168H77V169H79ZM119 168V167H118ZM156 168V167H155ZM159 168V167H158ZM209 168V169H210ZM217 168V167H216ZM53 169V168H52ZM55 169V170H54ZM53 170L54 171H56V170H59L60 172L59 173H62L61 172V169H59V168H57L56 169V166H55V168H54ZM68 170H69V167L67 168ZM79 169V170H80ZM160 169V168H159ZM161 169H163L162 167H161ZM161 169H160V171H161ZM175 168H173V170H174ZM180 169V168H179ZM192 169V168H191ZM222 169V168H221ZM73 171V170H75L76 172H77V170L74 168H72V169H70V171ZM78 170V172L80 173V171L81 172H83L82 170H80L79 171ZM152 170V172L154 173V171ZM164 170V171H165ZM170 170V169H169ZM168 170V171H169ZM172 170V169H171ZM170 170V171H171ZM176 170V169H175ZM186 170H190V168H188V169H185V171ZM194 170H196V169H193V174H194ZM224 170V169H223ZM227 170V169H226ZM234 170H233V172H234ZM3 172V174H2V172ZM20 171H21V169H20ZM22 171L24 172V170L22 169ZM47 171H49V170H47ZM51 171V170H50ZM49 171V172H50ZM157 171V170H156ZM155 171V172H156ZM159 171V172H160ZM163 171V172H164ZM166 171H165V173H166ZM181 171H183V170H181ZM198 171V169L196 170V172ZM230 171V170H229ZM48 172V173H49ZM52 172V171H51ZM77 172V173H78ZM115 172H116V170H115ZM124 172H125V170H124ZM149 172V173H150ZM177 172V171H176ZM178 172H179V170H178ZM189 172H191L192 173V171H189ZM211 172H213L212 174L214 175V171H211ZM221 172H222V170H221ZM225 172H228V171H225ZM237 171H236V174L238 173ZM45 173V172H44ZM47 173V172H46ZM45 173V174H46ZM69 173H71V172H69ZM73 173V172H72ZM126 174H127V172H125ZM125 173H124V176H125ZM168 173V172H167ZM171 172H169L168 174H170ZM172 173H173V171H172ZM180 173V172H179ZM185 173V172H184ZM186 173H188V172H186ZM190 173V174H191ZM199 173H201V171L199 172L198 171V174ZM205 173V172H204ZM230 173H231V171H230ZM27 173H25V175H26ZM63 174V173H62ZM85 174V173H84ZM99 174V173H98ZM117 174V173H116ZM122 174V173H121ZM136 174V173H135ZM139 174V173H138ZM152 174V173H151ZM156 174H157V172H156ZM164 174V173H163ZM174 174V173H173ZM173 174H171V175H173ZM178 174V173H177ZM189 174V173H188ZM197 174V173H196ZM197 174V175H198ZM206 174H208L209 175V178L211 177V175L212 174H209V172H207ZM19 175V174H18ZM24 175V176H25ZM47 175L48 174H46V179H47ZM53 176V174L51 173L50 174V176ZM73 175V174H72ZM82 175V174H81ZM115 175V174H114ZM154 175V174H153ZM153 175H151V176H153ZM179 175V174H178ZM20 176V175H19ZM23 176V175H22ZM30 176V175H29ZM42 176H45V175H42ZM91 176V175H90ZM118 176V175H117ZM121 176V175H120ZM131 176H134L133 174L131 175ZM141 176V175H140ZM146 175H142V177H145ZM149 176V175H148ZM148 176L147 177H145L144 179H146V178H148ZM151 176H149L150 178H151ZM156 176V175H155ZM163 176V178L164 177H166V176H164V175H162ZM169 175H167V177H168ZM202 176H203V174H202ZM201 176V177H202ZM206 176V175H205ZM27 177V176H26ZM31 177V176H30ZM85 177V176H84ZM110 177V176H109ZM171 177L172 176H170V177H168L170 180H172L171 179ZM174 177V176H173ZM172 177V178H173ZM204 177V176H203ZM208 177V176H207ZM213 177V176H212ZM235 177H237V178H235ZM78 179H79V177H77ZM92 178V177H91ZM113 178V177H112ZM121 178V177H120ZM130 177L128 176V178L127 179H129ZM131 178H133V177H131ZM130 178V179H131ZM136 178H140L138 175L136 176ZM135 177L133 178V181H135L134 179H136ZM161 178V177H160ZM175 178H177V177H175ZM178 178H180V177H178ZM186 178V177H185ZM184 178V179H185ZM228 178V177H227ZM226 177H225V179H227ZM233 178H235V179H239V177L238 176H234ZM37 179H39V177L37 178ZM53 179H54V177H53ZM77 179V180H78ZM89 179V181L90 180H92V179H90V178H88ZM118 179H119V177H118ZM123 179V178H122ZM126 179V178H125ZM149 179V178H148ZM152 179H154V178H152ZM159 179V178H158ZM174 179V178H173ZM188 179V178H187ZM211 179H213V178H211ZM210 179V180H211ZM224 179V180H225ZM18 180V179H17ZM21 180V179H20ZM19 180V181H20ZM30 179L28 178V181H29ZM33 180V179H32ZM48 180H50V179H48ZM73 180V181H72ZM69 179V181L71 182V184H72V182H76V181H74V179ZM76 180V179H75ZM83 180H87V179H84L83 178ZM137 180V179H136ZM140 180H141V178H140ZM142 180H143V178H142ZM149 180H151V179H149ZM155 180V179H154ZM178 179H176V181H177ZM186 180V179H185ZM194 180H196V179H194ZM209 180V179H208ZM229 180V178L226 180V181H228ZM27 181V180H26ZM37 180H35V183L37 184V183H39L41 180H39L38 182H36ZM59 181V180H58ZM57 180H56V183L58 182ZM68 181V180H67ZM67 181H65V183H66V186L65 187H68V186H70L71 184L69 183V182H67ZM85 181H84V184H87V183H85ZM132 181V180H131ZM164 181V180H163ZM183 180L181 179V182H182ZM226 181H223V185H225L226 186ZM237 181V180H236ZM32 182V181H31ZM34 182V181H33ZM48 182V181H47ZM52 182H55V181H53L52 180ZM63 181H60V183H61V185H64L63 183H62ZM79 182V181H78ZM78 182H76V183H78ZM92 181H90V183H91ZM118 182V181H117ZM120 182V181H119ZM143 182H145L144 180H143ZM147 182V181H146ZM145 182V184H147ZM178 182V181H177ZM180 182V181H179ZM210 182V185H212L213 183H211L212 181H209ZM21 183H22V181H21ZM67 183H69V185H67ZM106 183V182H105ZM135 183V182H134ZM134 183H132L131 184V186H133V184ZM136 183H138L137 181H136ZM36 184H34V185H36ZM79 184V183H78ZM89 184V183H88ZM87 184V185H88ZM140 184H142V183H140ZM151 184V183H150ZM154 184V183H153ZM153 184H151L152 186H154ZM184 183H182V185H183ZM228 184H229V186H230V182H228ZM32 185V184H31ZM38 186H40V184H37ZM50 185V184H49ZM76 187H75V186ZM74 185H71L72 187H73V190H70V191H68L69 190V188L68 189H66L65 187L63 188V189H65V190H67L68 192H71V191H76L78 188V186L76 185V184H74ZM80 185H81V183H80ZM79 185V186H80ZM91 185V184H90ZM137 185V184H136ZM151 185H148V186H151ZM156 185V184H155ZM23 186H25V185H23ZM22 186V187H23ZM28 186V185H27ZM38 186H35L36 187V189L37 188H39ZM52 186V185H51ZM53 186H55V185H53ZM85 186V185H84ZM106 186V185H105ZM130 186V187H131ZM135 186V185H134ZM143 186H144V184H143ZM151 186V187H152ZM157 186V185H156ZM156 186H154L153 188H155ZM159 186V185H158ZM170 186V185H169ZM168 185L166 186V184H165V188H170L171 187V191H170V189H169V191L170 192H172L173 190H172V186H170L169 187ZM213 186V185H212ZM212 187V188H215L214 189V191L215 190H217L216 188L217 187ZM228 186V185H227ZM233 186V185H232ZM60 187H62V186H60ZM72 187H71V189H72ZM95 187V186H94ZM93 186H92V188L94 189V191L95 192H92V193H96V190H95V188H94ZM138 187V186H137ZM174 188H175V186H173ZM204 187H206V186H204ZM31 188V187H30ZM32 188H34V187H32ZM77 188V189H76ZM83 187H82V185H81V192H83V189H82ZM90 188H91V186H90ZM149 188V187H148ZM147 188V186H146V189L149 191L150 190V188L148 189ZM153 188H151V190L153 189ZM160 188H162V190H165L166 191V189H163V186L162 187H160ZM178 188V187H177ZM176 188V190H174V191H177L176 192V194H181L179 191L181 190V189H184V187H181L180 188V190L179 189H177ZM211 188V189H212ZM23 189H25V187L23 188ZM22 189V190H23ZM27 189H29V187H27ZM74 189H76V190H74ZM79 189V190H80ZM97 189V188H96ZM134 189H136V188H134ZM139 189H140V185H139ZM139 189H137V192H139V191H141L142 190V188H141V190H139ZM143 189H145V187L143 188ZM155 189H157V188H155ZM19 190H21V188L19 189ZM32 190V192H33V189H31ZM57 190H59V189H57ZM89 190V189H88ZM111 191H112V189H110ZM128 190H130V188L128 189ZM139 190V191H138ZM162 190L161 191H159V192H162ZM222 190H224V191H229V192H224V191H222ZM37 191H41V190H38L37 189ZM43 191V190H42ZM91 191H92V189L90 190V192H88L89 194L88 195H91L92 196V193H91ZM144 191V190H143ZM153 191V190H152ZM152 191H150V192H152ZM155 191V190H154ZM157 191V190H156ZM164 191V192H165ZM219 191V190H218ZM30 192V191H29ZM34 192H36V191H34ZM46 192H48L47 190H46ZM53 192H55V191H53ZM52 192V193H53ZM80 192V191H79ZM80 192V193H81ZM85 192L87 193V191H86V189H85ZM132 191L130 190V194L128 195V197L130 196V195H132V193L133 192H135V191H133L132 193H131ZM136 192V193H137ZM179 192V193H178ZM226 193V194H224V193ZM239 192V193H238ZM22 193H25V191H23ZM27 193H28V191H27ZM27 193H25L26 195H30V194H27ZM39 193H42V192H39ZM45 193V192H44ZM49 193H51V191L49 192ZM56 193H58L57 191H56ZM75 192H73V194H74ZM80 193H78V194H80ZM140 193V192H139ZM141 193H142V191H141ZM147 193H149V192H147ZM156 193V192H155ZM169 193V192H168ZM167 193V194H168ZM233 193V192H232ZM251 193V194H250ZM72 194V195H73ZM121 195H122V193H120ZM127 194V193H126ZM166 193H165V195H167ZM260 194V195H259ZM17 197H18V192H17ZM40 195V194H39ZM44 194H42V196H43ZM57 195V194H56ZM63 195V194H62ZM61 195V196H62ZM70 195V194H69ZM71 195V198H73V200L76 198V197H73ZM75 195H77L76 193H75ZM81 195H83L84 196V194H82L81 193ZM86 195L87 194H85V196H84V198L86 197ZM87 195V196H88ZM97 195V194H96ZM163 195V194H162ZM183 195H185V194H183ZM255 195L257 196V197H255ZM263 195V196H262ZM35 196V195H34ZM52 197H55V194H53V195H51ZM64 196V195H63ZM91 196H88L89 198H91ZM95 196V195H94ZM93 196V197H94ZM99 196H101V195H99ZM103 196H106V195H103ZM169 196H173V193L171 194V195H169ZM174 196H176V195H174ZM182 195H180V197H181ZM16 197V196H15ZM16 197V198H17ZM29 196H24V198L23 199H27ZM59 197H60V195H59ZM82 197V196H81ZM97 198H98V195L96 196ZM108 197V196H107ZM111 197V196H110ZM114 197V196H113ZM121 197H123V196H121ZM120 197V198H121ZM164 197V196H163ZM168 196H166V198H167ZM184 197V196H183ZM190 197V196H189ZM228 197V196H227ZM29 198H31V197H29ZM28 198V199H29ZM48 198V197H47ZM47 198H45V199H47ZM56 199H57V197H55ZM78 198V197H77ZM83 197L82 198H80L79 197V199H84ZM118 198V197H117ZM186 198H188V197H186ZM251 198V197H250ZM33 199V198H32ZM31 199V200H32ZM44 199V198H43ZM49 199V198H48ZM55 199V200H56ZM62 199H64L65 200V198H61V200ZM86 199V198H85ZM84 199V200H85ZM88 199V198H87ZM86 199V200H87ZM100 199H102L101 197H100ZM103 199H105V197L103 198ZM108 199H110V198H108ZM116 199V198H115ZM150 199V198H149ZM148 199V200H149ZM165 199V198H164ZM170 199V197H168V199H166L165 200V202H167V200H169ZM184 199H185V197H184ZM190 199V198H189ZM213 199H215V197L213 198ZM217 199H219V198H217ZM16 200H18V199H16ZM22 199H20V197H19V201L18 202H20ZM24 200V201H25ZM30 200V199H29ZM28 200V201H29ZM31 200L29 201V202H31ZM58 200V199H57ZM56 200V201H57ZM59 200H60V198H59ZM67 200V199H66ZM69 200H71V199H69ZM91 200H92V198H91ZM106 200V199H105ZM105 200H104V202L103 203H106L105 202ZM111 200V199H110ZM147 200V199H146ZM157 200V199H156ZM175 200V199H174ZM173 200V202H175ZM250 200V199H249ZM34 201H35V199H34ZM72 201V200H71ZM89 200H87L86 202H88ZM95 201V200H94ZM97 201V200H96ZM98 201H100L99 200V198H98ZM102 201V200H101ZM107 201V200H106ZM112 201V200H111ZM111 201H107L108 203L109 202H111ZM149 201H151V202H155V200H152V199H150ZM149 201H146V202H148V203H150ZM215 201H217V200H215ZM221 201V200H220ZM251 201H253V200H251ZM17 202V203H18ZM22 202H23V200H22ZM39 202V201H38ZM44 202H46V201H44ZM44 202H42V203H44ZM69 202V201H68ZM75 203L77 202V201H74ZM144 202V201H143ZM146 202L145 203H143V207H148V205L146 204ZM160 202V201H159ZM165 202H164V204H165ZM169 202V201H168ZM168 202H167V205H168ZM172 202V201H171ZM171 202H169V203H171ZM209 202V201H208ZM212 204H213V201H210ZM231 202V203H230ZM232 202H233V204L234 205H231L232 204ZM33 203V202H32ZM40 204H41V201L39 202ZM39 203H37L38 205H39ZM51 203V202H50ZM57 203V202H56ZM59 203V202H58ZM60 203H61V201H60ZM59 203V205H58V207H60V209L56 206V205H54V207L56 206L57 207V209H59V210H62L61 212L59 211H56V212H58V213H62L63 212V209L65 208V207H63L62 205H64V204H60ZM62 203H65V205H67L66 204V202L64 201V202H62ZM71 203V202H70ZM78 203V202H77ZM76 203V204H77ZM80 203V204H79ZM79 203L77 204V206H78V208L79 209H81L80 208V205H82V203L79 201ZM96 203H100V202H96ZM156 203V202H155ZM154 203V204H155ZM176 203V205L175 206H178L177 205V202H175ZM175 203H172L173 204V206H174V204ZM189 203V204H188ZM220 203V204H219ZM243 203V202H242ZM19 204H21V203H19ZM19 204H16L17 206L19 205ZM37 204H34V205H37ZM44 204H47V203H44ZM74 204V203H73ZM72 203L71 204H69V205H73ZM85 204L86 205H88V204H91L90 203V201L88 202V203H85L84 202V206H85ZM107 204V203H106ZM110 204L111 203H109L108 205H109V208H111V206H110ZM113 204V203H112ZM140 204H142V203H140ZM157 204V203H156ZM185 205L186 207L185 208H183L182 207V205ZM192 204V203H191ZM22 206H23V203L21 204ZM31 205V204H30ZM48 205H49V202H48ZM69 205H67V206H69ZM102 205H104L105 206V204H102ZM139 205V204H138ZM146 205V206H145ZM193 205V204H192ZM12 206H15V205H12ZM17 206H15V207H17ZM27 206V205H26ZM25 205L23 206V207H25V208H28V206L26 207ZM40 206V205H39ZM38 206V207H39ZM42 206V205H41ZM61 206L63 207V209H61ZM73 206H75V205H73ZM72 206V207H73ZM91 206H92V204H91ZM94 206V205H93ZM98 206H100V205H97V207ZM107 206V205H106ZM105 206V207H106ZM114 206V205H113ZM126 206V205H125ZM141 207H142V205H140ZM152 207H153V205H151ZM178 206V207H179ZM19 207V206H18ZM17 207V208H18ZM23 207H21V208H23ZM86 207V206H85ZM85 207H83V209L85 208ZM90 207V206H89ZM97 207H95V210H96V208ZM101 207V206H100ZM103 207V206H102ZM104 207V208H105ZM108 207V206H107ZM115 207V206H114ZM113 207V211H114V208ZM128 207V206H127ZM146 207V208H147ZM157 207H158V204H157ZM157 207H155V205H154V211L155 212H157L158 211V209H156ZM178 207H176L177 209H178ZM182 207V208H181ZM12 208V207H11ZM14 208V207H13ZM44 208V207H43ZM69 207H67L66 209H68ZM71 208V207H70ZM74 208V207H73ZM73 208H71V210L73 211ZM87 209H88V207H86ZM91 208V207H90ZM129 208V207H128ZM132 208V207H131ZM139 208L140 207H138V209L137 210H139ZM145 208V209H146ZM222 208V207H221ZM9 209V208H8ZM16 209V208H15ZM47 210H49L48 208H46ZM54 209H56V208H54ZM74 209H76V208H74ZM97 209H99V207L97 208ZM103 209V208H102ZM148 210H150V209H152V208H150L149 209V207L147 208ZM156 209V210H155ZM224 209V208H223ZM7 210V209H6ZM14 210V209H13ZM21 210H23V209H21ZM28 211H30L29 210V208L27 209ZM41 208H40V211L39 212H41ZM47 210H42V211H47ZM51 210V209H50ZM50 210H49V212H50ZM69 210V209H68ZM82 210V209H81ZM78 211V209H77V211L80 213V212H82V211ZM85 210V209H84ZM84 210H83V212L82 213H86V210H85V212H84ZM94 209H93V211L92 212H94L95 211ZM105 210H106V208H105ZM104 210V211H105ZM111 210H112V208H111ZM136 210V209H135ZM141 210V209H140ZM168 210H172V211H170V212H168ZM5 211V210H4ZM9 211V210H8ZM15 211V210H14ZM16 211H17V209H16ZM15 211V212H16ZM26 211V210H25ZM25 211H24V213H25ZM34 211V210H33ZM76 211V210H75ZM89 211H91V210H89ZM98 211V210H97ZM96 211V212H97ZM100 211V210H99ZM103 210H102V212H104ZM112 211V212H113ZM218 211V210H217ZM12 212V211H11ZM15 212H13V213H15ZM27 212V211H26ZM48 212V213H49ZM55 212V211H54ZM69 212H71L70 210H69ZM78 212H76V213H78ZM101 212V214H103ZM106 212V214H110L111 213V211H110V209H109V212H108V210L107 211H105ZM108 212V213H107ZM115 212V211H114ZM154 212V213H155ZM159 212V211H158ZM159 212V213H160ZM24 213H22L23 215H24ZM33 214H34V212H32ZM47 213V212H46ZM76 213H74L76 216H77V218H78V214H76ZM98 213V212H97ZM97 213H96V215H97ZM115 213H117V212H115ZM119 213V212H118ZM137 213V212H136ZM19 215H13V216H15L14 217V219L12 218V216L10 215L9 216V221L10 220H13L14 221V223H17V221H18V223H21L22 225H23V223L22 222H20L19 220L21 219V218H23V222H24V218L26 219H28V221L30 222V221H32V222H34L35 221V219H37L36 218V211H35V219H34V221L33 220H31V219H29V218H32V217H30V216H27L28 214H26L25 213V215L26 216H24V217H22V214H21V212H19L18 213ZM21 214V215H20ZM65 215V211L61 214V217H62V215ZM70 214V213H69ZM91 215L93 214V213H90ZM106 214H104V216L102 215V217L103 218H106V216H108V215H106ZM121 214V213H120ZM131 214V213H130ZM167 214V215H166ZM5 215H8V213H6ZM47 215V214H46ZM63 215V216H64ZM80 215H82V219L84 218L83 216H85L86 217V215H83V214H80ZM79 215V216H80ZM94 215V214H93ZM95 215V216H96ZM98 215H100V213H98ZM116 215V214H115ZM129 215V214H128ZM157 215V214H156ZM221 215H222V213H221ZM16 216H18V217H20L21 216V218L19 219L18 217H16ZM48 216H50V214L48 215ZM111 216H113V218H114V215L111 213L110 214V218H111ZM117 216V215H116ZM126 216V215H125ZM166 216H167V218H166ZM1 217V216H0ZM29 217V218H28ZM41 217H42V215H41ZM52 217H54V216H52ZM71 217H72V212H71V214H70V216L68 217V215L65 217H62V218H68L66 221L64 220V224H68V225H70L71 223H69V218L71 219ZM93 217V216H92ZM99 217H101V215L99 216ZM118 217V216H117ZM127 217V216H126ZM129 217V216H128ZM141 217V216H140ZM7 218V217H6ZM5 217H4V220L6 219ZM18 219V220H16V219ZM40 217H38V220L39 221H41L40 219H39ZM50 218V217H49ZM74 219H75V221H77L76 219L77 218H75V217H73ZM80 218H81V216H80ZM91 218V217H90ZM96 218V217H95ZM112 218V219H113ZM162 218V219H161ZM214 218V217H213ZM1 219V218H0ZM8 219H6V220H8ZM26 219V220H27ZM57 219V218H56ZM56 219L54 220V221H56ZM74 219H73V222H72V224L75 222L74 221ZM93 219V222H94V217L92 218ZM91 219V220H92ZM97 219V218H96ZM107 219V218H106ZM130 219H131V217H130ZM133 219V218H132ZM144 219V218H143ZM145 219H146V217H145ZM144 219V220H145ZM61 220V218L59 219V221ZM63 220V219H62ZM100 220V219H99ZM103 220L104 219H102V221L100 222L99 221V223H104L103 222ZM120 220V218L119 219H117V221H118V224L119 223H121V220ZM146 220H149V217H148V219H146ZM145 220V221H146ZM214 220V219H213ZM216 220L218 221V219L216 218ZM220 220V219H219ZM50 221H52L51 219H50ZM49 221V222H50ZM97 221V220H96ZM113 221V220H112ZM111 221V222H112ZM115 221V220H114ZM123 221V220H122ZM157 222V223H159V224H155L154 222ZM216 221V222H217ZM6 222V221H5ZM5 222L3 221V223L5 224ZM37 222V221H36ZM61 222V221H60ZM107 222V221H106ZM110 222V223H111ZM219 222V221H218ZM14 223H13V225H14ZM18 223L16 224L17 226H19L18 225ZM25 223V222H24ZM35 223V222H34ZM41 225L42 224H44V222L42 221V223L41 222H39ZM48 222H46L45 224H47ZM52 223V222H51ZM59 223V222H58ZM62 223H63V221H62ZM125 223H126V225L128 224V221L126 222L125 221ZM131 223H133V222H131ZM152 223H153V225H152ZM212 223H213V226H214V221H212ZM2 224V223H1ZM8 224H12V222L11 223H8ZM48 224H50V223H48ZM52 224H54V222L52 223ZM55 224H57L56 222H55ZM60 224L61 223H59V225L57 224V226H60ZM75 224V223H74ZM80 223H79V221H78V225H79ZM91 224V222H89V226H90V228L91 227H93V226H95V222H94V224H93V226L92 225H90ZM112 224L114 225L115 223L114 222H112ZM111 224V225H112ZM155 224V225H154ZM162 224V225H161ZM215 224H218V223H215ZM15 225V226H16ZM25 225V227H26V224H24ZM27 225L29 226V223H27ZM36 226H38V224L36 223L35 224ZM34 224H33V226H35ZM51 225V224H50ZM77 225V224H76ZM76 225H72V226H76ZM104 225V224H103ZM106 225H107V223H106ZM110 225V226H111ZM120 225V224H119ZM137 225H139V224H137ZM147 225V226H146ZM12 226V225H11ZM27 226V227H28ZM40 226V225H39ZM43 226V225H42ZM41 226V227H42ZM52 227H51V229L53 228L54 229V226L53 225H51ZM84 226V225H83ZM102 226V225H101ZM134 226V225H133ZM133 226H131L130 225V228L131 227H133ZM4 227V226H3ZM20 227V226H19ZM22 227H24V226H21L20 228L22 229ZM40 227V228H41ZM61 227V226H60ZM79 227V226H78ZM78 227H76V228H78ZM85 227H86V225H85ZM84 227V228H85ZM103 227V226H102ZM113 227V226H112ZM111 227V228H112ZM115 227V226H114ZM117 227H119V226H117ZM123 227V226H122ZM122 227L120 228L119 227V229H122ZM148 227V228H147ZM152 227H154V229L152 228ZM216 227V226H215ZM218 227V226H217ZM0 228L2 229V231L6 234V232H5V229L3 230V228L0 226ZM16 228H18V227H16ZM15 228V229H16ZM37 228V227H36ZM39 228V229H40ZM47 228H50V227H47ZM80 228V227H79ZM95 228V227H94ZM103 228H105L106 229V227L104 226ZM134 228V227H133ZM138 229H139V227H137ZM208 228V229H207ZM219 228V227H218ZM27 229V228H26ZM30 229V228H29ZM33 229V228H32ZM38 229V228H37ZM37 229H35L34 231H37ZM55 229H56V226H55ZM129 229V228H128ZM153 229V230H152ZM221 229V227L219 228V232L220 231H222V230H220ZM9 230V229H8ZM11 230H14V228L13 229H11ZM25 230V229H24ZM23 230V231H24ZM44 230V229H43ZM42 230V231H43ZM64 231H65V229H63ZM76 230H78V229H76ZM111 230H113V229H111ZM123 230V229H122ZM122 230H121V232H122ZM133 230V229H132ZM15 231V230H14ZM18 231H20V230H18ZM34 231H32V232H34ZM41 231V232H42ZM45 231V230H44ZM43 231V232H44ZM85 231V230H84ZM107 231V230H106ZM105 231V232H106ZM109 231V230H108ZM129 231V230H128ZM133 231H135V228H134V230ZM132 231V232H133ZM144 231V233H147V232H145ZM211 231V230H210ZM209 231V233L211 234L214 230L212 229V232H210ZM22 232V231H21ZM21 232H20V235H21ZM30 232V231H29ZM70 232V231H69ZM73 232V231H72ZM71 232V233H72ZM88 232L90 233H92V230H90L89 231V229H88ZM104 232V231H103ZM114 232H117V230H113L112 231V233H111V235L112 234H114ZM131 232V233H132ZM136 232V231H135ZM135 232H133V234H134V236L136 235L135 234ZM157 232H159L158 234H157ZM8 233V232H7ZM16 233H17V235H19L18 234V232L16 231ZM28 233V232H27ZM51 233V232H50ZM58 233H61V235L59 234V236H58ZM83 233V232H82ZM109 233H110V231H109ZM128 233V232H127ZM129 233H130V231H129ZM143 233V234H144ZM207 233V232H206ZM209 233H207L206 234V236L208 235L209 236ZM4 234V235H5ZM23 234H25V233H23ZM22 234V235H23ZM44 234H45V232H44ZM63 234V235H62ZM84 234H85V232H84ZM93 234H95V233H93ZM96 234H98V232H96ZM133 234H131V235H133ZM220 234V233H219ZM218 234V235H219ZM221 234H223V233H221ZM8 235H9V233H8ZM11 235V234H10ZM12 235H13V233H12ZM21 235V236H22ZM39 235H41V237H42V234H39ZM46 235V234H45ZM66 235V234H65ZM99 235V234H98ZM130 235V234H129ZM151 235V234H150ZM201 235V237H202V233L200 234ZM199 235V236H200ZM212 235V234H211ZM210 235V236H211ZM1 236V235H0ZM28 236H30V235H28ZM28 236H26V238L28 237ZM78 236H80L79 234H78ZM86 236H87V234H86ZM89 236H90V234H89ZM100 236V235H99ZM106 236H108V233L105 235V237ZM113 236V235H112ZM134 236H133V240L134 239H136L137 240V238H134ZM141 236H143V237H141ZM205 236V235H204ZM216 236V235H215ZM223 236H225V235H223ZM5 237V236H4ZM15 237H16V234H15ZM31 237L29 238V239H31ZM111 237V236H110ZM201 237H199V238H201ZM24 238H25V236H24ZM59 238H62V240H60ZM78 238H80L79 240H80V242H79V240H76V239H78ZM101 238V237H100ZM112 238V237H111ZM144 238V239H143ZM3 239V238H2ZM8 239V238H7ZM22 239H23V237H22ZM88 239V238H87ZM121 239V240H120ZM208 239H209V237H208ZM208 239H206V240H208ZM110 240H112V239H110ZM116 240H113V241H116ZM131 240V239H130ZM133 240H132V242H133ZM194 240H198V243L199 244H201L199 247V250L197 249V247L198 246H196V248H194V249H192V247H189V243L191 242V241H194ZM202 240H204L205 241V239L203 238V239H201L200 241H202ZM211 240V239H210ZM18 241V240H17ZM24 241V240H23ZM26 241V240H25ZM24 241V242H25ZM82 241V242H81ZM94 241V240H93ZM127 241H129L128 243H127ZM138 241V240H137ZM11 242V241H10ZM100 242H101V240H100ZM197 242V241H196ZM195 242V243H196ZM212 242V241H211ZM217 242V241H216ZM219 242V241H218ZM221 242V241H220ZM19 243H20V240H19ZM23 243V242H22ZM33 243H32V245H33ZM96 243V242H95ZM206 243V242H205ZM5 244V243H4ZM27 244V243H26ZM130 244V245H129ZM132 244V245H131ZM192 244H193V242H192ZM191 244V245H192ZM199 244H197V245H199ZM208 244V242L206 243V244H204V245H206V246H208L207 245ZM17 245H20V244H17ZM25 245V244H24ZM122 246V248L121 249H119V250H116L115 249V247L116 246ZM1 246V245H0ZM7 246H9V244L7 245ZM6 246V247H7ZM28 246V245H27ZM30 246H31V244H30ZM205 246V248H208V247H206ZM5 247V248H6ZM32 247V246H31ZM204 247V246H203ZM210 247H211V245H210ZM9 248V247H8ZM20 248V247H19ZM23 248V247H22ZM26 248V247H25ZM32 248H34V247H32ZM2 249H4V248H2ZM24 249V248H23ZM6 250H8L7 248H6ZM33 250V249H32ZM4 251V250H3ZM18 251V250H17ZM25 251V250H24ZM27 251H29V249L27 250ZM204 251V250H203ZM38 252V251H37ZM206 252V251H205ZM4 253H6V252H4ZM11 255H12V253L11 252H9ZM22 253V252H21ZM25 253H27L26 251H25ZM24 252H23V254H25ZM198 253H200L199 254V256L198 257H195L192 261L193 262H191L190 261V259H191V255H198ZM22 254V255H23ZM34 254V253H33ZM21 255V256H22ZM141 255L143 256V257H146V255L148 256V257H150L149 259L148 258H146V259H148L147 261H144L142 258V260L143 261H141L140 262V260L138 259V258H140L141 257ZM5 256V255H4ZM3 256V257H4ZM191 256V257H190ZM2 257V258H3ZM12 257V256H11ZM194 257V256H193ZM5 258V257H4ZM16 258V257H15ZM32 258V257H31ZM10 259V258H9ZM12 259V258H11ZM18 259V258H17ZM145 259V258H144ZM145 259V260H146ZM5 260H7V258H5ZM4 260V261H5ZM13 260V259H12ZM139 262H138V261ZM9 261V260H8ZM8 261L6 262V263H0V264H12V263H8ZM16 262H13L14 264H35L33 261L32 262H30L29 260H23V261H17V260H15ZM196 261V260H195ZM12 262V261H11ZM191 262V263H190ZM44 264V263H43ZM194 264V263H193Z\"/></svg>","mask_w":264,"mask_h":264},{"label":"clouds","instance_id":"clouds-1","mask_svg":"<svg viewBox=\"0 0 264 264\" xmlns=\"http://www.w3.org/2000/svg\"><path fill=\"white\" fill-rule=\"evenodd\" d=\"M17 179H22V178L18 177Z\"/></svg>","mask_w":264,"mask_h":264}]
</instances>
